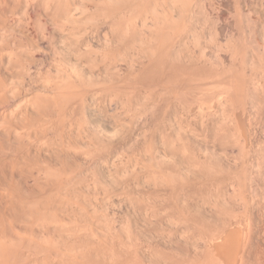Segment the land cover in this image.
Returning a JSON list of instances; mask_svg holds the SVG:
<instances>
[{"label": "bare ground", "instance_id": "6f19581e", "mask_svg": "<svg viewBox=\"0 0 264 264\" xmlns=\"http://www.w3.org/2000/svg\"><path fill=\"white\" fill-rule=\"evenodd\" d=\"M84 1H86L85 3H87V4L90 3V2L88 3L87 0H84ZM84 1L80 0V3L82 2L84 4ZM93 1H95V0H93ZM93 1H91V2H93ZM101 1L102 2H100V3H99V1H96L97 3H92L93 7L96 6V9L95 8L93 9V11L95 10V12L91 13V15L92 14L93 15L92 16L90 15V17L93 19L94 23L95 22H99V23L103 22V24L101 23L100 26H98L99 24L97 25L99 29L102 25H103V27H105L104 23L108 24L110 27V28L109 27L108 28L111 29L108 31H111L110 34H112V35H111V37L107 36L108 38H105V40L102 41L104 38L103 36L108 35V31L103 29V30H105L104 34L107 32L105 35L102 36L101 32H99V31H98L99 33L97 32L99 34L98 36L100 37V35H101V37H103V38L100 39L98 37L100 40L94 41L95 39L93 40V37L91 36L92 40L89 38H86V40H87V43H86L85 37L87 36V34H89V36H90L92 31L96 33L97 29L95 31L93 29L97 28V27H95L97 23H95L94 26H92L94 28L91 29L92 31L90 32L88 29V28H90L89 24L86 25L88 22L86 23L85 20L89 19L87 21H90L89 23H91L90 24V26H91L93 24L91 21L92 19L89 18V16H87L88 18L86 17L85 20L82 19V15L85 13V11L83 13V11H82L83 7L80 8L81 6L78 7L76 5L78 3L75 2L73 4L72 2H74V0L73 1H71V0H48V1H45V0L44 1H41V0H0V28L2 27V25H4L5 30H6L5 31L4 29H2L6 32V35H4V34L2 35L0 33L1 34L0 35V42L2 44H4V45L0 44V108L2 106L4 107V109L2 107V110L4 112H2V113L0 112V264H183L184 263L181 261V259H178L177 257H176V261L172 258L174 260V261L172 260L173 263L171 262V258H170L169 263H168V261L166 262V260H167V259L165 260L166 257L163 258L164 256H162V255H161V257L159 256L161 250H164V249H166L167 252H168V250L170 252H173V253L176 252L179 255H181L182 257H183V255L184 256L186 255L187 257L186 256L185 257L188 259H185L184 257L183 258L185 260H187V263L190 261V264H248L247 261H249V260H247V257H248V255H250L248 253H250V251H252L251 248L253 246L256 247V245H254V244L259 245L257 247H262L261 245H264V244H262V243H264V241H263L264 239L261 240V238H259L262 235L261 234L262 230H264L263 229L264 228V205L256 207L257 203L255 205L254 204L255 202H254V203H252L253 207L250 206V203L253 200L256 201L255 199H258V196H260V195L257 194L258 192L256 194L253 193L252 194L253 199L251 201L249 200L250 203H249L248 199L251 197V195L249 198H247V195H246L245 196L246 198H245L244 195L241 196L239 194L240 192L238 193L236 191V189L233 191V193H225L226 195L225 194L223 195L224 196L223 201H221V198H222V197H220L221 193H220L219 197L217 196V198H214V199L208 198L209 200L206 197H208L212 193L207 195V196L205 195L206 196L205 198L207 200H204V197L201 194L199 196V191L201 190V188L203 189V184H205V181H206L203 179H205V178L211 179V177L213 178V176L218 174V172H220V171L224 175V173L231 172L232 169L235 167L238 170L239 166H238V168L236 166V164H238V160H237V163H235L236 161L235 162L233 161L234 163H231V162H229L230 160L229 161L227 160L228 157L222 156L223 160L217 161L219 164L214 162L215 163L214 166L216 164H218L216 166H220V163H221L222 165L220 167L214 168L213 165H211L212 167H207L210 165L211 161L209 162L208 157H203V155L201 156L200 154H197V152L199 150L195 149V150H197V152L195 151L196 153L194 151H193V153H189V152H192L191 149L193 150V148H190L191 146L189 145L190 147H188V148L190 150H189V152H187L188 148H186V147L188 145L186 146V144L191 143V142L195 144V141L193 142V139H195L196 136L194 137V136H192V134L193 135H196V134L194 131H193L194 133L191 132L192 131V129L190 128L191 125L189 126V128L191 130L188 128L190 131L185 129L183 124H181V126H177L180 128H178V131L176 133H174L175 130L173 132L174 134L170 133L172 135H169L170 137L167 138L168 142L166 139H165V141H163L164 144L170 143L169 146L173 147V145H174L173 148H174L175 152L172 149V147H167L168 149H171L173 152H170L171 150L168 151L167 149H165L164 152L161 151V152H163V155H160L159 154L160 151H157L156 154L158 153L157 154L158 156H155L156 159L154 158L153 155H150L155 160V162H153V158L151 159L152 163H154V164H152V166L150 164L149 156L146 155L147 154L146 153L145 154L146 156H144V157H147L149 161L146 160V158L143 159L142 158L143 156H141V158H140L141 161L144 160L142 162L140 161L142 164L140 163L141 164L140 165L139 161H138L137 164H139V166H136L138 168H136L134 166L135 169H133V170H130L131 168L129 169V171L126 169L127 173H126V175H123L124 179H118V182L119 181L121 182L122 180L124 181V183L122 182L123 183V185H121L122 187L119 186L120 187L119 189H121V188L125 189L124 194L127 193V196H129L128 198H130V199L125 198V201H124V202H127V204H130L129 209L126 208L128 205L124 204V205H127V206H125V210L127 209V213H128V210L133 208L132 206L137 207V209L133 208L134 211L130 210L131 212L132 211L135 212V210H137V212H135V213H137L136 215H139L138 213L140 212L142 207L144 208V209L142 208L143 212H146L151 208L150 210L152 212L150 211L149 215H147L148 214L147 212H146L147 214L145 213V215H144V213L141 211L140 215H141V217L143 216L142 219H139V221H137V219H136L137 223L135 221V225L137 226L138 222L140 223V220H142L141 223L143 221H147L146 218H145L146 220H143L144 216L146 217V215H147L148 220L150 219L149 220V222H150L149 226L151 227V229L149 228V230H151L150 231L151 235L150 234L149 235L151 237L150 238L151 241L150 240L149 241L151 244V248L150 247H149L150 249L148 247L145 248V249H149V251H150L149 253L147 252L148 255H146V253L142 254L143 251L140 249L141 248L140 245H142L143 243L141 242V239L139 242L140 237H139L138 233H136L134 231L136 229V227L133 226L135 228L133 230L131 224L128 222L130 220L127 219L128 220L127 221L125 218H123L124 224H123V222L121 224H119L120 223V222L118 223L119 218L112 216V219H111V216L109 217L112 221H115L116 218L118 219L114 224L118 223L120 226L123 225L122 228L120 226H118V229H120V228L123 229L122 232H121V229H120V231L118 229L116 230L117 224H116V228L114 227L115 228V231H114L113 226H112L113 222L111 225L105 224L106 221L111 223V221H109L110 219L108 218V216L110 214L115 215L113 213L114 211L111 212L112 210L111 211L107 210L108 208L105 204L106 202L104 203V200H105V198L107 200V196L109 193L107 194L106 191H103L104 193H106V196L104 195L105 196L104 197L103 196L104 193H103L102 195H100L103 198L99 197L97 195L98 193L96 192V190L99 188L98 186L101 185V184L98 185L99 183L96 184V187L92 184L96 189L95 191L91 190L92 189L91 186H89V187L87 186L88 188H86V185L90 181L89 176L91 177V173H93L92 176L94 177V179H93L92 183H94V184H95V182H97V180L94 182V180L97 178H98V182L104 181V180L100 181L102 179V178L100 179L101 175L96 174L95 173L96 170H94L95 168H93V171L90 173V175H87V177H84L81 171L78 172V169L82 168V170L84 171L83 165H82L83 163L81 161H84L83 159H85V157H88L87 154H83L84 153L83 149L89 148L92 151V149L94 148L91 146L92 143L88 147L84 143V142H86V140H88L86 137V140L84 141V137L88 136L86 134L88 132H90V131H88L89 123L91 122V124H92V122H94L95 120L99 121L98 118H100V117L98 114H100V115L103 114L102 115L103 118L106 117L109 120V117H107L108 116L107 114H109L110 110H112L111 109L112 105L115 104L117 101L119 102L121 99H124L126 96H128L127 98H125L128 100L127 101L128 103L126 102V100H124L125 102H123V104L121 103L122 104V105H120L121 107L119 106L118 102L116 103V105H113V106H117V104H118L117 107H120L119 110H122V112L124 111V113H121L118 110V108H116L117 111H119L121 115L124 114L123 116H121L116 111V113L119 114V117L121 116V119L124 117H126V119L129 118L132 120V123H133V121H135V119L137 118L136 116L139 113V110L137 113L138 108H135V104H136L135 101L137 100L136 97L139 94L142 95V92L143 93L145 92L146 94H148V95H146V94L145 95L147 97L146 99H148V98L150 99V102H148L146 100L147 101L146 104H148L147 106H149V105L151 106V108L153 109V111L156 115V118L158 117V119L161 117L159 115H161L162 112L166 111V110L162 111L163 109H167V107L166 108H164V107L167 106L168 103L170 104V102H173V101L174 102L176 101L175 103H178L177 105L180 106L179 108H180V110L183 111V113H184V110L188 111L185 108L191 105L192 102L190 100H192V99L191 98L189 99L188 97H185V96L191 94L192 92L193 93L191 95H189V97L192 96V98H193L192 101L195 100V101L199 102V100H203L205 98L208 99L210 97L209 98V105H210V100L213 101L217 98L219 100L216 99L215 101H218L219 104H216V107H218V106H220V108L223 107V111L227 115H228V112H226V111H229V113H230L229 114L230 117L226 116V118H229V120L226 119L224 116L225 120L226 121L228 120L227 123L229 124V125L226 124V121H224L225 122L224 124H226V127H227V125L229 128L232 127V129L226 128V129L231 130V131H227V132L231 133L234 131H239L240 129L239 130L233 129V127L236 126V122L239 121V120L236 121V119L240 118L237 112H239V110H241L242 107L245 108V106H246V108H247L248 105H249V109H250V106H251V108H253V107L255 108L257 105L259 106L258 103H257V105H256V103L254 104V102L251 99H254V96L259 95V93H261V92L264 93V66H261L264 63V60H263L264 55H262V53H261V55L263 56L262 57L260 54H256V53L252 54L251 53V51H253V50H251V48H252L251 46H252L253 42L258 43V41H259L257 39L258 37H256L257 32H259L260 29L264 30V26L262 25L264 23V21L262 23V20H263L262 18H264V16L262 18L259 16V18L261 20L260 19L259 20L256 19L255 21L253 20V17L251 14L253 13L254 10L253 11L250 10V9H252L250 6V2L252 0H250V1L249 0H237L236 6H235L236 8H233L234 10H232L233 6L231 5L232 7L229 8V11H230V9L232 11L237 10L238 15H239V16L238 15L237 16L240 18V19H238V20H240V22H238L236 20L235 21H236V23L238 22L240 24L239 26H241V28H240L235 24L236 28H234L235 27L234 26L233 30L237 29V27H238L241 29L242 32L240 34L239 33L240 31H237V34H238V36L240 35V37H237L234 34L232 35V33H231L232 36L227 35L228 38L225 39L226 42L223 43L225 45L223 46L220 44L219 46L225 47V49H223V51L227 52V55H229V56H227V59L225 58V60H223L224 56H223V58L220 56L222 58V59L220 58L222 61L219 60V63H217L218 58H217V60L216 59L214 60L215 54H212V53H215V52H213L214 50H211L212 48L210 49L212 51V53H210V55L212 54L211 57H213V59L212 58L211 59L213 61L210 60L209 57L207 59H205L206 58L205 55L209 54V52L205 53V51H204L205 55L204 54H203V56L199 55L200 57L197 56L198 54L202 53V52H200L201 49H199V48L202 46L203 41H205L203 39L204 34H202V30L204 27L202 26L201 27L202 30L201 31L199 30L200 29L199 27L201 25L198 26L199 21H200V20H198L199 19L198 15H201L202 14L201 10L204 9L203 11L205 13L203 12V14L204 15L207 14V16H209L211 18V19L210 18L208 19L205 17V19H208V21L210 20V22L212 19L214 21V22L212 21L213 25H215V27L213 29H216L217 31H222L221 28H222L224 22L221 25L222 22L220 23V20H221L222 16L224 15V12L222 10L225 8H223V9H222V7L220 8V5L227 4V5H229L228 7H230V4L232 3L233 0H208L209 2H207L205 4L204 8H201V9L196 8L197 10L200 9L199 11H195L196 9H194L195 8L194 2L197 0H195V1L193 0L192 3L190 0H189L190 2L188 0H186L185 3H184V0H101ZM187 1L193 5L189 4ZM255 1L256 0H254V3H255ZM39 2L42 3L43 4L42 6H44V7L46 4L45 2H48L46 4L47 8L45 7V9H46L45 11L43 10L44 7L42 9L41 8L42 6L40 4V6H41L40 8L44 11V13H42V12H40V13L44 14L45 16H42V17L47 19V20H44V23H43V18H41V15L39 17V10H40ZM204 2H202V5L204 4ZM3 3H5V5ZM183 3L185 4V6H186V3H188L187 6H190L189 8L186 6L188 8V12L190 11L189 13H191L189 15L187 12L188 16H186V17H188V19L185 16H182V15H184L183 12L187 11L185 9L186 7H184ZM96 4H99V5L97 6ZM200 4H201V0H200L199 5ZM259 4H260V2H259ZM253 5H256V4H253ZM86 6L87 5H85V7ZM262 6H263V4H262ZM21 7H22V10L25 9L24 12L20 9ZM89 7H87V10H86V8L84 9V10H86V14H87ZM18 8H19V10H18L19 12L22 11L24 14H27V15L25 16L23 14L24 15L23 16V15H21L22 13L20 12L21 14L20 13L19 14L21 16L18 14L19 15L18 17H20V18L22 16L23 17H22V19L18 18V20H17L16 19V17H17L16 11ZM254 8H255V6H254ZM90 10H92V7L89 9V11ZM30 11L35 14V16L37 18L36 20H34L35 18L32 16V13H30ZM251 11H252V13H251ZM255 11L257 12L259 10H255ZM196 12H197L196 17H198V19L195 17ZM198 12L200 14H198ZM29 13L31 15H29ZM88 14H89V12H88ZM140 14L143 15L141 18L142 20L145 17L147 18V16H145V15H151L150 19L148 16V19L151 21L149 22L150 25L146 28V30L144 28L143 33H140L141 35H138V32L142 31L141 30L143 28L142 26L145 24L144 21H149V20H146V18H145V20L143 21L144 24L141 25V29L137 30L136 27H139L140 24L138 26H136L137 24L135 25V22H136V19L138 18V16ZM231 14H232V12H231ZM249 14L251 15L250 18H249ZM185 15H186V13H185ZM255 15H256V13H255ZM230 16H232V15H230ZM237 16L235 15L234 18L236 17V19H237ZM261 16H262V13H261ZM183 17L186 18L187 20L183 19ZM189 17H190V19H189ZM228 17L229 16H227V18ZM40 18L42 19V22L40 21ZM255 18H256V16H255ZM138 19H140V17ZM196 19H197L198 23L196 22ZM142 20H140V21L142 22ZM224 20L225 19H223V21ZM83 21L86 24H84L82 26H84V27L86 26L85 28L88 29L87 31H89L90 33L87 32L86 30L82 31L83 27L81 26V24L83 23ZM203 21H206V20H203ZM39 22H41V25ZM212 22H211V24H212ZM60 23H62L61 25H63V23H64L66 27L68 25L70 26V24H71V26H73L72 29L77 31L79 34L75 31L72 32V29L70 32H68V30L66 28L59 29L58 25ZM66 23H69V24L66 25ZM149 23H146V24H149ZM203 23H205V22H203ZM200 24H201V22H200ZM250 24H253V26ZM32 25L37 26L36 28H38V26H42V25H43L42 27H44V25L46 27L47 26L48 27L49 26H57L56 27L57 29L62 30V31L64 30L63 33H62V31H60L61 34L65 35L67 32L70 33L69 35H68V33L66 34L67 37L71 35V32L74 36H76V34H77L76 37H78V38L75 37V38H73V40L71 39L72 35L70 36L71 38L68 37L70 39V41H73V42L74 41L76 42V39L78 40L80 34H82L81 35L82 37L80 39H82L84 37L83 39L85 41L83 40L84 42L81 44L82 45L84 43L85 44H84V46H82V47L80 46V47L83 49V51L85 50V53H83L82 49H80L81 51L77 50V51H79V52H77L75 50V48H73L74 47L73 42H70L69 46H68V43H67V45H65L64 43L69 39H67L66 41L62 40V39L67 38V37L64 38L63 35H62L63 38L60 35L61 36L60 38H62V39H60L61 41L59 40L60 41L59 42L56 39V37L58 36V33L56 34L57 36L55 38H54V35H52V33H49L50 31L48 29L50 27L48 29L44 28L43 30H41L40 28H42V27H40V28H38L39 29V31H38L39 33H38L36 31L37 29L35 28L36 29L35 30L32 27ZM204 26H206V25H204ZM224 26H226V25H224ZM4 27H2V28H4ZM145 27H146V25H145ZM53 28H55V27H53ZM61 28H62V26H61ZM225 28H227V27H225ZM45 29L48 30L49 35L51 34L53 36L52 39L53 38L56 39L55 41L53 39L52 42H49L51 35L49 38L48 37L49 35L48 36L46 35L47 32L44 31ZM76 29H78L80 32ZM2 30H1V32H2ZM52 30H51V32H53ZM54 30H56V29H54ZM65 30H67V32H65ZM216 30H214V31H216ZM237 30H239V29H237ZM262 30L260 32H263ZM205 31H206V29H205ZM211 31H212V28H211ZM56 32H58V30L55 31L54 33H56ZM64 32H65V34H64ZM81 32H84V34ZM136 32H137V34H136ZM25 33H27L26 34L27 36H28V34H30L32 38H30L29 37L30 35H29L28 36L29 40L27 39L24 42L23 40L26 39V38H24V36L27 37L25 35ZM95 33H94V35H95ZM205 33L209 34V32L208 33L205 32ZM216 33H219V32H216ZM233 33L236 34L235 31H233ZM37 34H39V35H37ZM210 34H212V33L210 32ZM213 34H214V37L216 38L217 36L215 35L214 32H213ZM260 34H262V33H260ZM96 35H95V37H96ZM137 36H138V38H139V36H142L139 38V39H141V41L139 39H137L140 41V43L142 42V44H139V42H137V40H136ZM33 38H36L35 41L37 40L39 42V45H38V42L36 43L35 41H33L34 40ZM57 38L59 39V36ZM210 38H209V40H210ZM261 38H263V36ZM30 39H33V40H30ZM259 39H260V37H259ZM212 40H213V38H212ZM212 40H211V42H212ZM26 41L28 43L27 45H29V41L35 42L38 45L39 49L40 48L46 49V46L50 47L53 45L51 43H53V42L55 43L56 41H58L55 44L56 50L59 48L58 43H63L65 46H68L67 49L70 48V50H72L71 48H73V50H75L74 52L70 51V54L74 53V55L72 54L73 56H75V57L77 56V54H75V52H77L78 55H80L81 52L83 53L82 55H84V56H82V57H84V58L77 56L76 58H78V60H80L81 58L84 60L85 59L87 60L88 58L89 59L96 58V59H93L94 60L93 63H90L89 62L90 60L89 61L87 60L89 62V64L86 62L88 64L86 66L84 63H83V65H82V63H79V61L77 59H75V57H73L75 62L78 61L79 65L77 64V66H74L71 68V64H69L70 66H68L67 65L68 63L66 61L67 60L69 61L72 58V55H70L71 58L69 57L68 59L67 58L63 59V57L64 58L67 57L69 55V53H68V55L65 56V55H63L64 53L61 54L59 51H57L58 52V54H57L55 52L56 50L54 51L56 56L59 55V53L61 54L60 55L61 57L63 56L62 58L60 56L59 57L63 61L66 60L65 62L67 64H65L64 62H62L61 59H60L61 60L60 61L59 59L55 58L56 56L54 55V52L52 51L53 46H54L53 45L51 47L52 50L51 51L49 50L50 53L48 52V50H47V52L49 53V55H51V53L53 52L52 57L55 56L53 58H55V59L59 60V62L65 64L66 67H65V65L60 64L56 60V61H54L55 62L54 66L48 65L49 67H52V68L46 67L48 72H49V69L51 70L49 72L50 74L46 71V68H45V72H47V73H46V75H44V72L41 71L42 69H40L41 67L38 64L39 65V68H38L39 72H36L37 70H35V68H34V70L36 73H39L38 74L39 76L35 73L36 77L38 76L37 79H39V81H38L39 87H38V85L35 84V86L38 88L37 90H35L36 92L31 91L32 89L30 90L31 92H29V91H26L29 89H27V88L25 89V87L21 88L22 86L20 87L19 84L20 85L22 84L21 80H23V81L25 80L24 81L25 83L24 82L23 83L25 84L24 86H26V83L28 84V81L31 80V76L34 75V73H33L34 70L32 69L34 66L31 65L33 62L30 64L32 67L29 66V68L31 70L27 69L26 65H28L27 64L28 57L30 56L29 57L30 60H28L30 62L31 61L37 62V61L32 60V58H31V57H33L32 55L35 54L34 52L32 53L30 51L32 53V55H29V56L26 55L27 58L24 56L25 55L24 52L26 50L28 51V49H29L27 45L25 46L28 48L26 50L23 46L24 43L26 44ZM207 41L205 42V46L209 47V45H208L209 43H207ZM214 41H216V40H214ZM248 41H249V43H247ZM126 42L128 44L137 43V45L138 44L140 45L141 49L144 48L141 52H139V50H136L137 48L135 49V46L133 44L134 50L138 51V53H140L138 55L139 57H137V54H136V57L139 58L138 59L139 62L137 63V65H134L132 63L131 66H129V67L126 66L127 69L125 68V70H127V72H128L127 75L124 71L122 72V70H124V69H122V66H120L122 70L119 69V63H118L120 61L119 59H118L119 61L117 62V58L124 57L123 55L122 56L120 55V54H123L125 52V51L123 52V49H125V50H126V48L128 49L129 45L126 46V48L125 47L123 48V46H125ZM183 43H184V45H185L184 47H186V49H189V48L191 49L192 46L197 48L196 50H197L198 54L197 55L193 54L194 53L193 50H195V48H194L193 50L192 49L188 50V52L189 51L193 52V53L191 52L192 55L190 52L188 55L187 51H186L187 54L183 55L181 53L182 50L185 49V48L181 47ZM194 43H196L197 45H201V46L198 48V47H196L197 45L195 46ZM246 43L248 45L250 44L251 48ZM32 44H34V43H32ZM36 44H35V46H37ZM131 44H130V47H131V49H133ZM64 45H62V47H64ZM71 45L73 47H70ZM142 45L144 47H142ZM189 45H192V46L188 47ZM261 45H263V44H261ZM30 46H32V45L30 44ZM121 46H122V48H121ZM205 46H202V48L204 47L203 50L204 49L206 50ZM213 46H215V45H212V47ZM217 46H215V47L217 48ZM258 46L259 45H257L256 47H258ZM260 47H262V46H260ZM260 47L256 48L257 52L258 51L261 52L259 49H262V48H260ZM32 48H33V46H32ZM60 48H61V46H60ZM64 48H65V51H68V50H66V47H64ZM181 48H183V49L181 50ZM77 49H79V48L77 47ZM256 49H255V51H256ZM31 50L34 51L35 48H33ZM42 50H44V49H41L39 51H42ZM134 50H132V52H134ZM207 50H208V48H207ZM249 50H250V52H249ZM60 51L64 52V49L60 50ZM179 51H180V53H179ZM47 52L45 51L46 54H47ZM94 52L96 54L95 55L96 57H93L94 55L91 54ZM126 52H128V51L126 50ZM129 52L132 53L131 50H129ZM27 54H30V53H27ZM37 54H38V52L36 53V55ZM65 54H67V53L65 52ZM39 55L42 56V54H40V52H39ZM49 55L47 54L48 57H50ZM127 55H128V53H127ZM218 55H219V53H218ZM207 56H209V55H207ZM217 56H215V58ZM34 57H35V55H34ZM47 58H45V59H47ZM73 58L70 60L71 62L69 61V63H72V66H73V61H72ZM133 58H134V60H137V59H135L134 56H133ZM33 59H35V58H33ZM50 59H51V57H50ZM130 59H131V56H130ZM84 60H83V62H84ZM126 60L128 62V59H126ZM134 60H132V61L129 60V64H130V62H134ZM39 61H40V57H39ZM46 61L48 62V59ZM123 61L125 62V59ZM214 61H216V62H214ZM127 62L124 63L123 65H127ZM48 63L53 64L51 60ZM75 64L76 63H74V65ZM92 64H94V65H92ZM120 65H122V63H120ZM67 66L70 68H67ZM42 68L44 69V67H42ZM107 69L110 70V71H108V73L106 71ZM30 71H32V72H30ZM109 72L110 73L112 72V73L110 74ZM31 73H33V75ZM124 73H125V75H124ZM48 74L50 76H47ZM14 75H18V77H20L18 79H20L19 81H21V82L16 81L15 79L17 76L14 78ZM36 77H35V75L33 76V78H35V79H36ZM26 78H28V81L26 80ZM35 79H33L34 82H35ZM14 81L16 82V84L19 83L18 88H21L22 89V90L20 89L21 91L25 90V92H19L20 90L16 91L17 87L15 88L16 84ZM86 81L94 82L96 84V85L94 84L95 88L91 89L90 85L87 86ZM89 82H88V84H91ZM97 83L99 86L97 85ZM108 83H110L112 85V87H109L111 85L105 86ZM117 83L119 85L123 84V83L125 84V86H122V87H124V88H122L123 90H121V85H120V88L118 87ZM28 85L31 87L30 84H28ZM28 85H27V87H28ZM94 85H91V86H94ZM114 85H117L118 90H120L119 92H117L118 91L117 87H115ZM97 86L99 88H97ZM111 88H114V89L111 91ZM259 88L260 89L262 88L263 90L261 89L262 91L260 90L258 93L257 90ZM14 89H15V91H14ZM114 90L115 91L117 90L116 93ZM155 90L159 93L161 92V94L156 93V95H155L154 94L156 92ZM13 91L15 92L14 94H13ZM37 91H38V93H37ZM197 91H198V93H197ZM16 92L17 93L19 92L20 95H19V93L17 94ZM120 92L121 93L124 92V95L126 94L125 97L123 96L124 98L120 95ZM118 93H119L121 98L115 102L114 100H116L119 97V96H117ZM263 93L260 95L264 96ZM112 94L115 95V98L116 97L117 98L114 99L112 97V99H114V100H112V99L110 100V96ZM144 96H142V98ZM187 98L189 99V101L191 103L188 101L190 104H187V106H186L185 103L187 102ZM261 98L263 100V97H261ZM109 100L113 101L115 103L112 102L113 103L112 104ZM259 100L257 102H259ZM138 101H139V98H138ZM206 101L203 102V104L206 103V104H204L205 106L208 104V101L207 102ZM237 101H239V102L241 101V103L243 102L246 105L243 106V104H241V103H240L241 106L237 105L238 104ZM120 102H122V101H120ZM262 102L264 103V101H262ZM262 102H259V103L262 104ZM146 104H145V106L144 105L143 106L146 107ZM196 104H198V103H196ZM200 104H201V102H199V105ZM211 104L213 106V103H211ZM16 105H18V107H16ZM123 105H125L124 106L125 109L122 108ZM126 106H128V108ZM236 106H240L241 108L238 109L239 107L237 108ZM136 107H139V106H136ZM209 107H211V106H208L207 108H209ZM225 107H226V110L224 109ZM263 107H264V105H263ZM112 108L114 109L115 107H112ZM146 108H148V107H146ZM179 108H177V109H179ZM189 108H191V107H188L187 109H189ZM214 108H215V106L212 108H209V109L211 110ZM244 108H243V110H244ZM254 108H253V110H254ZM135 109H136V111H135ZM143 109L145 110V108H143ZM152 109L149 108V111ZM174 109H175V107H174ZM191 109L193 110V108H191ZM198 109L196 108V110H194V111L197 112ZM216 109H218V108H216ZM216 109H215V111H216ZM133 110L135 111V113ZM170 110L171 109L169 107V111ZM208 110H206V111H208ZM256 110H257V107H256ZM261 110H262V108H261ZM141 111H143V110H140V112ZM169 111L165 112L166 115H167V113L169 114ZM246 111H247V109H246ZM180 112L181 111H179V113ZM190 112L191 111H189V113ZM259 112H260V110L257 113L260 114ZM116 113L112 112L111 114H116ZM146 113L151 114L150 112H146ZM146 113H145V115L150 117V115H148ZM154 113L152 112L151 116L152 115L154 116ZM173 113H174V111H173ZM175 113H176V111H175ZM210 113H209L210 116L213 115L212 111ZM253 113H251V114H253ZM261 113L264 114V112H262V111H261ZM164 114L162 115L163 117L166 116ZM170 114H172V113H170ZM184 114H186V113H184ZM184 114H183V116H184ZM193 114H194V112H193ZM214 114H215V112H214ZM200 115H202V113H200ZM260 115H262V114H260ZM260 115H258V116L260 117ZM153 116L150 117V119L154 118ZM204 116H207V115H204ZM247 116H249V115L247 114ZM114 117H113V120L114 119H116V120H114V121L111 120L114 123L108 121L107 119H105V120H107V121H105V120H103V118H101L100 121L101 120L104 121V122H102V121L100 122V123H103V127H101L102 124H101V126H98L100 124L99 123L96 125L98 127L94 128L93 126L95 125V123H98L96 121H95L93 126H91V124H90V127H92V130L94 132H97V130L101 129L100 130L101 132L99 131L101 133L100 136H101L103 142H105V144L109 143L112 139L113 140L111 142H114L117 139L116 138L114 140V137L117 136L118 134L122 136V134L124 132H126L125 131L126 128L123 129V126L124 127L129 126L128 129L134 128L132 126L130 128L131 120H129L130 122L127 123L130 125H124L126 122H128V121H126V122H124L123 126H120V125H122L121 123H123V122L120 123V120L117 119L119 117H116V118H114ZM176 117L177 116L175 115V118ZM213 117H215V116H213ZM166 118L168 119V116ZM179 118L180 117H178V119ZM249 118H252V117L250 116ZM253 118H254V116H253ZM260 118H259V120H260ZM126 119L124 118L122 121H125ZM194 119H195V117H194ZM255 119H256V117H255ZM91 120H93V121H91ZM212 120L213 119H209V121L212 122V124L209 123V121H208V126H209V124L212 126L213 123L215 121H217L216 119L214 120V122ZM115 121L116 122L118 121V122L115 123ZM148 121H146L147 122L146 124H148ZM157 121H156V124H157ZM189 121H190V118H189ZM229 121H230V123H229ZM252 121L253 120H251V122ZM106 122H108V124ZM140 122L142 123L141 124V126H142L144 121H140ZM159 122H161V120H159ZM163 122H166V120ZM172 122H173V120H172ZM253 122H256V121H253ZM257 122H258V120H257ZM105 123L107 124V126L109 125L108 128L105 126L106 125ZM118 123H120V125ZM179 123H181V122H179ZM113 124H115L116 126H113ZM187 124H188V122H187ZM214 124H216V123H214ZM220 124L221 123H219V125ZM150 125H152V124H150ZM150 125H149V128H150ZM205 125H207V123ZM249 125L253 126V123L249 124ZM254 125H255V123H254ZM195 126H196V124H195ZM214 126H216V125H214ZM261 126H262V124H261ZM263 126H262V129H263ZM114 127H116V128H114ZM158 127H155V130ZM161 127H163V126H161ZM210 127H208V128L210 129ZM222 127L224 130L225 126L223 125ZM236 127H238V126H236ZM257 127L258 126H256V128ZM206 128H205V130H206ZM212 128H211V130L216 129V128H214V129H212ZM217 128H219V127L217 126ZM253 128H255V127H253ZM163 129H162V132H163ZM200 129H201V126H200ZM147 130L148 129H146V132H148ZM197 130H198V128H197ZM258 130H260V129H258ZM134 131H133V133H134ZM139 131H140V129H139ZM141 131L143 132V130H141ZM165 131H164V133H165ZM167 131H168V129H167ZM220 131H222V130H220ZM92 132H91V134L93 135L94 133H92ZM127 132H128V134H130V132L132 133V131H127ZM142 132H141V135H143V136H140V134H139L138 140L143 139L145 131L143 132V134H142ZM240 132H238V133H240ZM152 133H153V130H152ZM164 133H160V134H164ZM208 133H210V132H208ZM212 133H213V131L211 132V134ZM97 134H99V133L97 132L96 136H97ZM206 134H207V131H206ZM240 134H242V133H240ZM245 134L247 135L249 133H245ZM92 135H91V137H92ZM124 135H125V133H124ZM148 135H146V137ZM219 135L217 134V140H219V141H221V138L225 139V141H226L227 137H230L229 136L230 134H226V133H225V135H228V136H226V137L223 136L224 138L222 136L219 137ZM235 135H239V134L236 133ZM261 135L262 134H260V136ZM96 136L93 138H96ZM126 136H131V134L126 135ZM132 136H134V135H132ZM166 136H168V134ZM123 137H119V139L120 138L125 139V136H123ZM158 137H159V135H158ZM208 137H210V136H208ZM231 137H233V135ZM236 137L238 140L239 139L238 136H236ZM241 137H243V135ZM241 137H240V139H241ZM93 138H92V140L90 139L91 140L90 142H93ZM101 138H97L96 140L95 139L94 140L97 141L98 139H101ZM153 138H155V137L153 136ZM199 138H201V137H199ZM211 138H212V136H211ZM249 138H251V137L249 136ZM128 139H129V137H128ZM147 139H149V138L147 137L145 139V143L141 142V143H143V146H144L143 149L144 150L146 147L145 152H147V149H149V147L152 146L150 144L153 141L154 142L152 144L156 143L155 142L156 138H155V140L150 142V144L148 146L149 141ZM207 139H210V138H207ZM102 140L97 141L96 144L98 142H101ZM151 140H152V138H151ZM163 140H164V138H163ZM217 140H216V143H217ZM255 140H257V139H255ZM106 141H107V143H106ZM127 141H129V140H127ZM204 141H207V140H204ZM212 141H211V143H214V141L213 142ZM242 141H244V140H242ZM103 142H101L99 145H101ZM132 142L134 144V141H132ZM231 142L234 145L233 141H231ZM249 142H250V140H249ZM81 143H84L86 147L83 146L84 144L82 145L84 148L81 147ZM158 143H160V142L158 141ZM250 143H252V141ZM105 144H103V145H105ZM111 144H113V143H110V147H111ZM131 144L132 143H130V146H131ZM224 144H227V143L225 142ZM244 144L245 143L243 142V145ZM247 144H248V148H249V143H247ZM94 145H95V143L93 142V146ZM99 145H96L97 147L95 148V150H93L95 153V156L98 154L99 151L102 150V153L103 152L104 153L102 154L99 152V154H98L99 158H100V154H102L104 160L106 159V161H108L107 158H109V156L105 157V154H106L105 152H108V150H106V149H109L110 147L104 148V146L102 145L103 148H100L101 146H99ZM136 145H135V147H136ZM160 145H161V143H160ZM90 146L92 147V149L90 148ZM98 146H99V150H98ZM106 146H108V145H106ZM130 146H129V148H130ZM154 146H156V145H154ZM175 146H176L177 150H181L183 148L182 150H184V151L181 150V152L180 151L176 152ZM250 146H252V144ZM222 147H224V145ZM235 147H236V145H235ZM239 147L241 150L242 147L241 146H239ZM261 147H262V145H261ZM112 148H113V145H112L111 149ZM163 148H164V146H163ZM194 148H196V147H194ZM207 148H209V147L207 146ZM212 148H210L211 151H212ZM229 148H230V146H229ZM89 149H85L86 150L85 153H87V150L89 152ZM96 149H97V152H95ZM111 149H109V152H108L110 154L113 152ZM126 149L128 150V148H126ZM198 149H199V147H198ZM216 149H217V147H216ZM216 149H214V151H216ZM249 149L251 151V149H253V148L250 147ZM125 150H124V152H125ZM149 150H151V149H149ZM208 150H206V152ZM254 150H255V147H254ZM221 151H223V150H221ZM247 151H249V150H246V152ZM253 151H251V153H253ZM124 152H122V153H124ZM149 152L150 151H148V153ZM154 152H155V150H154ZM182 152L183 153L187 152V154L189 153L188 156L190 158L185 159L186 157H184V154L182 155ZM260 152H261V150H260ZM262 152L264 153V150ZM91 153L94 155L93 152H91ZM91 153H90L89 157L92 156ZM120 153L118 151V154L116 153L117 156H114V158L115 157L118 158V155ZM176 153L178 154L177 156H176ZM243 153L245 154V151ZM249 153L250 152H248V154ZM55 154H57V155H55ZM152 154H154V153L152 152ZM179 154H181L180 156L181 157L183 156V157L182 158L179 157ZM190 154H191V156H190ZM208 154L209 153H207L205 155L210 157V155H208ZM217 154H218V152H217ZM228 154H230V152ZM82 155H85V156L81 157ZM102 155H101V158H102ZM192 155H193V157H192ZM214 155H213V158H214ZM55 156L58 158H56ZM239 156H241V155L239 154ZM80 157H81V159H80ZM110 157H112V155ZM120 157H121V154H120ZM178 157L182 160L177 159ZM254 157H256V156L254 155ZM91 158H92L91 160H93V156ZM134 158H135V156H134ZM157 158H158V160H157ZM224 158H226V159H224ZM229 158H232V157H229ZM236 158L238 159V157H236ZM245 158H246V156H245ZM249 158H251V157H249ZM257 158L259 159L260 157H257ZM94 159L96 160V157ZM210 159L212 160V158H210ZM240 159H241V157H240ZM91 160H89V161H91ZM114 160H113V162H114ZM137 160H134V161L137 162ZM216 160H218V159H216ZM101 161H100L101 164L104 163L103 161L102 162ZM132 161H133V159H132ZM93 162H91V163L85 162V163L88 164L87 166L89 168L91 166L93 167L94 165L99 164L98 163L99 161H96L97 162V163L95 162L96 164H93ZM109 162L111 163L112 161H109ZM116 162H115V164L112 163L113 164V165L111 164L112 166H110V164L108 165V163L105 165L102 164V167L104 165V167L102 169L103 173L102 172L100 173V174L105 175V177H107V180L110 181L109 182L110 184H111V182H114L111 184L112 188H117L115 186H118L120 184V182L117 183V181H116L117 180L116 175H118V173L120 175L122 171H123L122 172V174H123L125 172L124 169L127 168V166H125L127 164L123 165L124 161L122 162L121 166L123 165V167L125 166V168H123L121 166H120L121 168H119V166L116 165V164H119L121 161L117 160ZM159 162L163 163L162 165L160 164L161 167L157 166V164H159ZM207 162H209V165H207ZM260 162H261V164L263 163L262 161H260ZM148 163H149V165H148ZM253 163H255V162H253ZM261 164H260V167H261ZM154 165H156L157 168L159 167L160 169L156 168L157 169L156 170L155 169L156 166L153 167ZM98 166H100V165H98ZM243 166H244V163H243ZM243 166H240V167H242V169H243ZM245 166H247V165H245ZM248 166H250V165H248ZM262 166L264 167V165H262ZM96 167H97V165H96ZM100 167H98V169H100ZM129 167H131V166H129ZM247 167L245 170H247ZM257 167H259V166L257 165ZM85 169H86V167H85ZM119 169L121 170L120 172H118ZM216 169H218L220 171H218L216 173V171H217ZM258 169H260V168H258ZM228 170H229V172H228ZM237 170L236 171L233 170V171H235V173L241 172V171L237 172ZM225 171H227V172H225ZM260 171H262V170H260ZM260 171H259V173H260ZM86 172L88 173L90 171H86ZM214 172L216 174H214ZM231 173H233V172H231ZM248 173H245V174L248 175ZM254 173L256 174V171ZM262 173H260L261 176H262ZM260 174H259V176H260ZM97 175H98V177H96ZM218 176H221V174ZM225 176H226V174H225ZM227 176H228V174H227ZM231 176H235V174L231 175ZM31 177H33L34 180ZM82 177H84V178L82 179ZM114 177L116 180L114 179ZM236 177L237 176H235V178ZM243 177H245V176H243ZM253 177H254V174H253ZM117 178H121V175ZM216 178H218V177H216ZM221 178H222V180L225 179V178L223 179V176H221ZM28 179L29 180L32 179L30 181H35V185H33L34 182H32L31 185H33V186H29ZM81 179L85 180V182L82 181ZM90 179L92 180V178H90ZM201 179L204 182H201ZM86 180H87V182H86ZM212 180H215V178H213ZM212 180H210V181L212 182ZM238 180L240 181L239 178H238ZM79 181L80 182L82 181L81 183L84 182L85 186L83 184H81ZM134 181H135V183L137 182V184H134V185L135 186L138 185V187L133 186V188H132L131 186L133 185ZM210 181L207 180L206 182H210ZM115 182H116V185H115ZM131 182H133L132 185H130ZM90 183H91V181H90ZM109 183H108V185L106 183H103V184H106V186L109 187ZM218 183H215V184H218ZM259 183H261V182L259 181ZM103 184L101 185L102 187H100V188L103 189V186H104V190H106L105 188H107V187H105V185H103ZM207 184H209V183H207ZM224 184H225V182H224ZM239 184H241V183H239ZM242 184H243V182H242ZM257 184H258V182H257ZM88 185H90V184H88ZM111 185L109 188H111ZM113 185H115V186H113ZM220 185H222V184H220ZM83 186L85 188H83ZM205 186H207V185H205ZM211 186H213V184ZM211 186H210V188H211ZM237 186H238V184H237ZM237 186H236V188H237ZM261 186H262V184H261ZM216 187H218V186H216ZM216 187H214V189L213 188L212 189L215 190ZM227 187H229V186H227ZM232 187H234V186H232ZM232 187L231 188L229 187V188L232 189ZM244 187H246V190H247V186H244ZM262 187L264 188V186H262ZM89 188H91V189H89ZM100 188L97 191L102 193V191H100L101 190ZM129 188L130 189L139 188L137 190H141L142 192H145V193L143 194V193H140V191H139V194H142V195H140V197L139 196L136 197V195H133V193L137 192V190L135 189L136 190L135 192L134 191L129 192ZM210 188H208V190H210ZM83 189H89V190H91V193H93V194L95 192L97 193V194L95 193L98 196V200H96V203H98V202L100 203V201H99L100 198L104 199V200H101V201H103L102 205L105 204L104 208L108 211V213L111 212L107 216V219H106V217H105V219H103L104 217L101 218V216H102V215H100L101 213L96 211V210H98V208L96 209L95 207H92L94 205H92V206L90 205V207L88 206L89 207L88 210L91 212L94 209H96L93 212L94 213L97 212V213H96V215L95 214H93V215L96 216L97 219L100 218V221H102L104 224L100 225V223H102V222L99 223V219L97 221L99 224H97V222L95 221L96 218L95 217L93 218L92 216H90L93 218V219L91 218L92 220L90 219V217H88L91 221H88L87 219L81 220L82 218H84V216L89 215V212L86 209L87 206L85 203L87 200H90L86 196V195H88V196L90 195V193H89L90 191L87 190V192L89 191L88 192L89 194H85L86 192ZM230 189H228V190L230 191ZM260 189H258V190H260ZM112 190H114V189H112ZM232 190H231V192H232ZM258 190H256V191H258ZM210 191H212V190H210ZM251 191H253V189ZM109 192H110V189H109ZM112 192H115V191H112ZM203 192H205V194L208 193L205 191V189L203 190ZM121 193H123V191ZM217 193H218V190H217ZM243 193H245V190ZM259 193H260V191H259ZM95 194H94L93 198L91 196L92 194L90 195L91 200L94 199V201H95V198H97V196H95ZM249 194H251V193H248V195ZM260 194H261V196H260V198H261L262 193H260ZM121 195H123V194H121ZM239 195H240V197H239ZM81 196L82 197L86 196L88 199L85 200V198H81ZM212 196H213V194H212ZM212 196L211 197L209 196V197L212 198ZM214 196H215V194H214ZM200 198H202V199H200ZM238 198H239V200H241V202H239ZM262 198H264V196ZM80 199H82V200L84 199L83 200L84 204L82 203L83 205L81 204ZM91 200L89 202H91ZM126 200H128V201H126ZM259 200L260 201H258V202L260 204H262L263 201L261 202V199H259ZM121 201H119V202H121ZM96 203H95V206H96ZM80 204H81V206H85V207H81ZM88 204H90V203H87V205ZM107 204L109 207H112L113 209H114V206H116L115 205L116 202H114V201L112 203V204H114V206H112V205L110 206L109 203H107ZM122 204L120 203V205H122ZM253 204L255 205V207ZM68 205L71 206L70 208L73 210H74V208H76V210L85 209V211H87L85 213V212H82V210H78V211L75 210L76 212H78L76 215L74 214L75 216L79 215V213L81 214V212L88 214V215L84 214V216H83V214H82V216L81 215L77 216V218L80 217L79 219L73 218V217H75L73 215V213L70 214L69 213L70 210L69 211L67 210ZM118 205H119V203H118ZM99 206H101V203ZM138 207L140 208V210L138 209ZM99 208H101V207H99ZM102 208L99 209L101 212H103L105 210V209L103 210ZM123 208H122V210H123ZM145 208L146 209L149 208V209L144 211ZM226 208L229 210H227ZM117 209H119V208H116V210ZM66 210L68 211L67 214L73 215V217L72 216L68 217L69 215L65 216L64 211L66 213L67 212ZM73 210L70 212L75 213V211H73ZM91 212H90V214L92 215ZM105 212H104V214L103 213L102 214L107 215V212L106 213ZM133 212H132V214H133ZM135 213L131 216L132 218H134V220H135V216H134ZM150 213H152L151 218L148 217V216H150ZM98 216H100V217H98ZM71 217H72V219H71ZM120 217H122V216H120ZM127 217H129V216H127ZM113 218H115V219L113 220ZM137 218H138V216H137ZM103 220H106V221L104 222ZM199 220H201V221L205 220L204 223L207 221L208 223H211V225H216V228L220 225L221 229L217 228V231L215 229H214L215 230L214 231L212 229V226L210 224H208V226H211L210 229L213 230L212 232L209 231L210 234H208V232H207L208 230L207 231H205V230H206V228H209V227L205 228V225L207 226V224L203 225V223H202L203 221L200 222ZM125 221H126V223H125ZM149 222H147V223L145 222V223L148 224ZM197 222H200V224H202L201 226L203 228L201 230H204L203 232H201L200 229H199L200 232L196 231L197 233H200L201 236H202V233L204 234V238L202 237L203 243L199 242V243H201V246H202L201 251H199V243H197L198 240H197V242L194 241V239L196 238V235H197L194 228L196 225L198 226L197 228L200 227L198 225L199 223L197 224ZM146 224H144V226H147ZM104 225H106V226H104ZM160 226L162 229H163V227L165 228L164 230H166V231H163L164 233L159 232L158 229H160ZM139 227H142V225H140ZM214 227L215 226H213V228ZM162 229H160V231H162ZM191 229H194L195 236L193 235L194 232L192 233ZM145 230H146V228H145ZM218 230H220V231L218 232ZM259 230L261 231V233H259L260 232ZM140 231H139V234L142 235V233ZM187 231H189V232H187ZM119 232L121 234L122 233L123 234L121 235V234H119ZM205 232H207L206 235H205ZM258 233L260 234V236H258ZM144 234H143V236H144ZM200 234H198V235L200 236ZM123 235H124V237H123ZM201 236L200 237L197 236L198 239L199 238L201 239ZM192 238H193V240H192ZM124 240L126 241V244L124 243L125 242ZM145 240H147V239H145ZM191 240L194 242H192ZM199 241H201V240H199ZM127 243H128V245H127ZM195 243L198 244V248H196L197 245ZM122 245H123L124 250L122 248ZM263 248H262V250H261V248H258V249L263 251L264 250ZM197 249L199 252L197 251ZM140 250L142 252H140ZM260 250H259V252L256 251V253L258 255H259V253L263 254V252H260ZM146 251H148V250H146ZM170 252L168 254H170ZM162 254H163V252H162ZM165 254H166V252L164 251V255ZM168 254L165 256H168ZM254 255H256V254L254 253ZM173 257L175 258V256H173ZM252 257H254V256H252ZM261 257H259V259ZM167 258H169V256ZM263 258H264V256H263ZM177 259L181 263L178 262ZM259 259H257V260L259 261ZM254 260H255V258H254ZM262 261H260V262H262ZM185 263H186V261H185ZM259 264H264V261H263V263H259Z\"/></svg>", "mask_w": 264, "mask_h": 264}, {"label": "rangeland", "instance_id": "374dc122", "mask_svg": "<svg viewBox=\"0 0 264 264\" xmlns=\"http://www.w3.org/2000/svg\"><path fill=\"white\" fill-rule=\"evenodd\" d=\"M41 1H44V0H41ZM45 1H48V0H45ZM71 1H73V0H71ZM77 1H78V2H77ZM81 1H84V0H81ZM91 1H93V0H89V1L87 0L88 3L90 2L89 4L85 3L86 1H84V4L87 5L86 7H85V5H84L82 2L80 3V0H76V1L74 0V2H72L73 4H74L75 2L78 3V4H76V5H77L78 7L81 6L80 8L83 7V10H82L83 13H84V11H85V13L82 15V19H83V20H85L87 16H89V18H91V17H90L91 13H94V12H95V10L93 11V9H94V8L96 9V6L93 7V4H92V3H97L96 1H99V3L102 2L101 0H95V1H93V2H91ZM188 1H189V0H188ZM188 1H187V2H188ZM190 1H191V3L193 2V0H190ZM190 1H189V2H190ZM194 1H195V0H194ZM197 1H198V0H197ZM197 1L194 2V4H195V8H194V9H196V8H200V9H201V8H204L205 4H206L207 2H209L208 0H201V4L199 5L200 0H199L198 2H197ZM204 1H205V2H204ZM249 1H250V0H249ZM257 1H258V2H257ZM185 2H186V0H184V3H185ZM189 2H188V3H189ZM202 2H204L203 5H202ZM233 2H234L235 4H234ZM236 2H237V0H233L232 3L230 4V7H228L229 5H227V4H224L225 6H224L223 4L220 5V8H221V7H222V9L225 8V9L222 10V11L224 12V15L222 16V18H221V20H220V23L222 22L221 25H222L223 22H224V24H223V26H222V28H221L222 31H217L216 29H213V28L215 27V25H213V22H214V21H213V19L211 20V22L213 21L212 24H211L210 20L208 21V19H209L210 17L207 16V14H206V15L203 14V12H204L203 10H204V9L201 10L202 14H201V15H198L199 19H198V17H196V16H197V12H196L195 17H196L198 20H200L198 26L201 25V26L199 27L200 29H199V28H198V29L201 31V30H202L201 27H202V26L204 27L203 30H202V34H204L203 39H204L205 41H203L202 46H205V42L208 40L207 43H209V44H208L209 47H206V46H205V47H206V50H205V49L203 50L204 47L202 48L201 45H197L196 43H194L195 46L197 45L196 47H198V48L201 46L199 49H201L200 52H202V53L199 52L200 54H198V52H197V50H196L197 48H195V47L192 46V45H189L188 47H191V46L193 47V48L191 47L192 50L195 48V50H193L194 53H193L192 51H189L190 53L192 52L193 54H196V55L198 54L197 56L200 57L199 55L203 56V54L205 55L206 52H207V53L209 52V54H206V55H205V56H206L205 59H207V58L209 57L210 60L213 59V57H211L212 54H215V55H214V60H215V59L217 60V58H218L217 63H219V60H221V59L223 58V56H224L223 60H225V58L227 59V56H229V55H227V52H224V51H223V49H225V47H222V46H221V47H222V48H221L219 45L221 44V45L224 46L225 44H223V43L226 42L225 39H227L228 36H232V35L234 34L235 36L240 37V35L238 36L237 31H240V32H239L240 34H241V32H242L241 29H240L241 26H239L240 24L238 23V22H240V20H238V19H240V18L238 17V16H239V15H238V12H237L236 9H235L236 11H232V10H234L233 8H236V7H235V6H236ZM259 2H260V4H259ZM45 3L47 4L48 2H45ZM184 3H183V4H184ZM188 3H186V6H187ZM191 3H189V4H191ZM251 3H252V4H251ZM3 4L5 5V3H3ZM40 4H41V6L43 5L42 3L39 2V8L41 7ZM46 4H45V7L47 8ZM79 4H80V5H79ZM91 4H92V5H91ZM197 4H198V5H197ZM233 4H234V5H233ZM253 4H256V5H253ZM262 4H263V6H262ZM4 5H3V6H4ZM82 5H83V6H82ZM94 5H95V4H94ZM96 5L98 6L99 4H96ZM191 5H193V4H191ZM231 5H232L233 7H232ZM258 5H259V6H258ZM89 6H90V7H89ZM122 6H123V5H122ZM186 6H185V4H184V7H186ZM202 6H203V7H202ZM250 6H251V8H252V9H250V10H252V11H253V10H254V11H255V10H259V11H257V12H256V11H255V12L253 11V13H252V11H251V13H252L251 15H252L254 21H255L256 19L259 20V19H260L259 16H260L261 18L264 16V15H263V14H264V13H263V12H264V0H256L255 3H254V0H252V1L250 2ZM254 6H255L256 9L254 8ZM43 7H44V6H42L41 8L43 9ZM45 7H44V9H43L44 11L46 10ZM84 7L86 8V10H87V7H89V8H88V11H87V14H88V12H89L88 15L86 14V10H84V9H85ZM91 7H92V10H90V11H91V12H90L89 9H90ZM187 7L189 8L190 6H187ZM187 7L185 8L187 11H184V12L186 13V15H185V13L182 11L183 14H184V15H182V16H185V17L188 16V15H187V12H188V8H187ZM193 7H194V6H193ZM231 7H232V10L230 9V11H229V8H231ZM259 7H260L261 9H260ZM41 8H40L41 11L39 10V17H40V15H41V18H43V23H44V20H47V19L44 18V17H42V16H45V15L42 14V13H44V11H43ZM226 8H227V9H226ZM253 8H254V9H253ZM20 9L22 10V7H21ZM185 9H184V10H185ZM200 9H199V10H200ZM262 9H263V10H262ZM18 10H19V8H18L17 11H16L17 13L15 12V13H16V16H17V17L15 16V17H16L17 20H18V18H19V19H22V17H23L24 15H25V16L27 15V14H24V13H23L25 9L22 10L23 12L20 11L22 14H21ZM199 10L196 9L195 11H199ZM227 10H228V11H227ZM82 11H81V12H82ZM92 11H93V12H92ZM260 11H261V12H260ZM40 12H42V13H40ZM182 12H181V13H182ZM189 12H190V11H189ZM189 12H188V14L190 15L191 13H189ZM229 12H230V13H229ZM231 12H232V14H231ZM236 12H237V13H236ZM19 13H20L21 15H23V14H24V15L20 18V17H18V16L20 15ZM30 13H32V16H33L35 19H34L33 17H32V18H33L34 20H36L37 18H36V16H35V14H34L33 12H31V11H30ZM30 13H29V15H31ZM142 13H143V12H142ZM144 13H145V12H144ZM204 13H205V12H204ZM226 13H227V14H226ZM249 13H250V12H249ZM255 13H256V15H255ZM258 13H259V14H258ZM261 13H262V16H261ZM18 14H19V15H18ZM138 14H139V13H138ZM198 14H200V13L198 12ZM257 14H258V15H257ZM21 15H20V16H21ZM85 15H86V16H85ZM92 15H93V14H92ZM92 15H91V16H92ZM144 15H145V14H144ZM202 15H203V16H202ZM230 15H232V16H230ZM235 15H236V16L238 15V16H237V19H236V17L234 18ZM251 15L249 14V18L251 17ZM254 15L256 16V18H255ZM142 16H143V15L140 14V15L138 16V18L140 17V19L137 18V19H136V22L134 21V22H135V25L137 24L136 26H138V25L140 24L139 27H136L137 30L141 29V25H143L144 22H145V24L142 26V27H143V28L141 29L142 31H140V32L137 31V32H138V35H141L140 33H143L144 28H145V30H146V28L150 25L149 22L151 21V20H149V19L151 18V17H150L151 15H145V16H147V18L144 16V17L146 18V20H149V21H144V20H145L144 17H143L144 19L142 20V19H141ZM148 16H149V19H148ZM227 16H229V17H228L229 19L227 18ZM205 17L208 18V19H205ZM41 18H40V21L42 22V19H41ZM87 18H88V17H87ZM186 18L188 19V17H186ZM186 18L183 17V19H186ZM200 18H201V19H200ZM91 19H92V18H91ZM187 19H186V20H187ZM189 19H190V17H189ZM197 19H196V22H197ZM210 19H211V18H210ZM223 19H225V20L223 21ZM226 19H227V20H226ZM251 19H252V18H251ZM262 19H263V20H262V23H263L264 18H262ZM87 20H89V19H86V20H85L86 23H87V22H88V23L86 24V23L83 21V23L81 22V23H82L81 26L84 25V24H86V25L89 24V27H90V28H88V27H87V28H88L89 31L91 32V31H92L91 29L94 28V27H92V26H94V24L97 23L96 26H95V27H97V28L93 29L94 31H95L96 29H97V30H96V33L92 31L90 36H89V34H87V36L85 35V36H86V37H85V40H86V38H89V39L92 40V37H93V40L95 39L94 41H96V40H100L101 38L104 37L103 40H102V41H104L105 38H108L109 36L111 37V35H112V34H110L111 31H108V30H111V29H109L110 27H109L108 24L104 23V26H105V27H103V25H102V26H101L102 28L100 27V29H101V30H100V29L98 28V26H100L101 23L103 24V22H100V23H99V22H95V23H94V21H93V19H92L91 21H92L93 24L90 26L91 23H89L90 21H87ZM140 20H142V22H141ZM186 20H185V21H186ZM203 20H206V21H203ZM230 20H231L232 22H231ZM235 20L238 21V22H237L238 24L236 23ZM260 20H261V19H260ZM95 21H96V20H95ZM138 21H139V22H138ZM143 21H144V22H143ZM207 21H208V22H207ZM233 21H234V22H233ZM41 22H39L40 25H41ZM200 22H201V24H200ZM203 22H205L206 24L203 23ZM229 22H230V23H229ZM141 23H142V24H141ZM146 23H149V24H146ZM197 23H198V22H197ZM208 23H209V24H208ZM228 23H229V24H228ZM233 23H234V24H233ZM249 23H250V22H249ZM61 24H62V23H60V24L58 25V28H59V29H64V28H66V29L68 30V32H70L71 29L73 28V26H71V24H70L71 27L68 25L69 23H66V25H68L69 27H68V26L66 27L64 23H63L64 26L61 25ZM98 24H99V25H98ZM105 24H106V25H105ZM230 24H231V25H230ZM235 24H236L238 27H240V28L237 27V29H239V30H237V29H234V30H233V27L235 26ZM47 25H48V24H47ZM72 25H73V24H72ZM97 25H98V26H97ZM107 25H108V26H107ZM145 25H146V27H145ZM204 25H206V26H204ZM209 25H210V26H209ZM211 25H212L213 27H212ZM224 25H226V26H224ZM250 25L253 26V24H250ZM262 25L264 26V23H263ZM42 26H43V25H42ZM42 26H38V28H40V27H42ZM61 26H62V28H61ZM106 26H107V27H106ZM2 27H4V25H2ZM2 27H1L0 29H1V30H2V29L5 30V27H4V28H2ZM32 27L35 29L37 26L32 25ZM49 27H50V28H49ZM49 27H48V26L46 27V26L44 25V27H42V28H40V29L43 30L44 28H47V29L49 28V29H48V30L50 31L49 33H52V35H54V38L57 36L56 34L58 33L59 39L57 38L58 36L56 37V39H57L58 41H59L60 39H62L63 36H64V38L67 37V35H66V34L68 33L67 30H65V32H67L66 34H65V32H64V34L66 35V36H65V35H63V34L60 33V31H62V30L57 29V28H56L57 26H49ZM53 27H55V28H53ZM82 27H83V28H82V31H84V30L87 31V30H88V29L85 28L86 26H85V27L82 26ZM108 27H109V28H108ZM207 27H208V28H207ZM209 27H210V28H209ZM225 27H227V28H225ZM38 28H36L37 30L35 29L37 32L39 31ZM68 28H69V29H68ZM107 28H108V29H107ZM211 28H212V31H211ZM230 28H231V29H230ZM234 28H236V26H235ZM52 29H53V30H52ZM54 29H56V30H54ZM98 29H99V30H98ZM103 29H105L106 31H108V35L103 36V35H105V34L107 33V32H106V33L104 34L105 30H103ZM205 29H206V31H205ZM225 29H226V30H225ZM1 30H0V33H1L2 35H3V34L6 35V32H5L6 30H5V31L2 30V32H1ZM48 30H46V29L44 30V31L47 32V33H46L47 36L49 35ZM51 30H52L53 32H51ZM57 30H58V32L54 33V32L57 31ZM76 30H78V29H76ZM207 30H208V31H207ZM209 30H210V31H209ZM214 30H216V31H214ZM261 30H262V29H260V31H261ZM63 31H64V30H63ZM63 31H62V33H63ZM74 31H75V30L72 29V32H74ZM78 31H79V30H78ZM89 31H87V32H89ZM98 31L101 32V35H102L103 37H101V35H100V37L98 36V35H99V34H98V33H99ZM135 31H136V30H135ZM225 31H226V32H225ZM227 31H228V32H227ZM233 31H235L236 34L233 33ZM260 31L257 32V35H256V37H258L257 39L259 40L258 43H254V42H253L252 46H251L250 44H249V45L247 44V43H249V41L246 43L249 47H250V46L252 47V48L250 47L251 50H253V51H251L252 54H253V53H256V54H260V55H261V53H262V55H264V51H263V50H264V43H263V42H264V30H262L263 32H260ZM4 32H5V33H4ZM72 32H71V35H72V36L70 35L72 38H71L70 36H68V37H70V38L73 40V38H75V37L77 36V34L75 33L76 36H74V35L72 34ZM75 32H77V31H75ZM79 32H80V31H79ZM90 32H89V33H90ZM97 32H98V33H97ZM137 32H136V34H137ZM205 32H207V33L209 32V34H206ZM210 32H211L212 34H210ZM213 32H214L215 35L217 36L216 38L214 37ZM216 32H219V33H216ZM38 33H39V32H38ZM77 33H78V32H77ZM81 33L84 34V32H81ZM85 33H86V32H85ZM94 33H95V35L97 34L96 37H95ZM227 33H228V34H227ZM231 33H232V35H231ZM260 33H262V34H260ZM1 34H0V35H1ZM26 34H27V33H25V35H26ZM69 34H70V33H68V35H69ZM78 34H79V33H78ZM92 34H93L94 36H93ZM219 34H220V35H219ZM29 35H30V34H28V36H29ZM37 35H39V34H37ZM50 35H51V34H50ZM50 35L48 36L49 38H50ZM52 35H51V38L49 39L50 41L48 40L49 42H52V40L54 39V38L52 39V37H53ZM60 35H61V36L63 35L62 38H60V37H61ZM81 35H82V34H80V36L78 35V36H79V39H78V40L76 39V42H75V41H74V42H73V41H70V39H69L68 37H67L66 39H62V40H65V41H66L67 39H69V40H67L64 44L67 45V43H68V46H69L70 42H73V43H74V47L72 46L73 44H72L70 47L75 48V50L77 51V50L82 49L81 47L84 46V44H85V43H84L83 45L81 44V43H83V42L85 41V40L83 39L84 37H83L82 39H80V38L82 37ZM224 35H225V36H224ZM227 35H228V36H227ZM260 35H261V36H260ZM26 36H27V35H26ZM28 36H27V37L24 36V38H26V39L23 38V39H24V40H23L24 42H25V40L28 39ZM73 36H74V37H73ZM88 36H89V37H88ZM91 36H92V37H91ZM107 36H108V37H107ZM221 36H222V37H221ZM262 36H263V38H261ZM2 37H3V36H2ZM29 37L32 38L31 35H30ZM98 37H99L100 39H99ZM140 37H142V36H139V38H140ZM210 37H211V38H210ZM237 37H236V38H237ZM259 37H260V39H259ZM76 38H78V37H76ZM97 38H98V39H97ZM139 38H138V36H137L136 40L139 39ZM209 38H210V40H209ZM212 38H213V40H212ZM218 38H219V39H218ZM33 39H34V40H33ZM33 39H30V40L35 41L36 38H33ZM38 39H39V38H38ZM56 39H54V41H55ZM28 40H29V39H28ZM74 40H75V39H74ZM81 40H82V41H81ZM83 40H84V41H83ZM139 40L141 41V39H139ZM139 40H137V42H139V44H142V42L140 43ZM211 40H212V42H211ZM214 40H216V41H214ZM218 40H219V41H218ZM58 41H56L55 43L53 42V43H51V44H53V45L55 46V44H56ZM60 41H61V40H60ZM60 41H59V42H60ZM68 41H69V42H68ZM80 41H81V42H80ZM190 41H191V40H190ZM192 41H193V40H192ZM35 42L37 43L38 41L36 40ZM35 42H32V41L30 42V41H29V45H27L28 43H27V41H26V44H25V43L23 44L25 50L29 48L28 51L26 50L27 52H26V51L24 52V54H25L24 56L26 57V55H28V56H29V55H32V53L34 52L35 54H33V55H32L33 57H31V58H32V60H36V61H37V62H35V61H31V62L28 61V60H30V58H29L30 56H29V57H28V60H27V64H28V65H26L28 70L30 69L29 66L33 65L34 67H33L32 69L34 70V68H35V70H37L36 72H39L38 68H39V65H40V67H41L40 69H42L41 71L44 72V75H46V73L48 72L46 67H48V68H52V67H49V66H54V64H55L54 61H56L57 59L60 60V59L63 57V56H62V57L60 56L62 53H64L63 55H65V56L68 55V53H69V55H68L67 57H65V58L63 57V59H66V58L68 59V58L70 57V55H72V54L74 55V53H71V54H70V51H71V52H74L75 50H73V48H71L72 50H70V48L67 49L68 46H65L63 43H58L59 46H58V45H57V46H58L59 48L57 47V48H58L57 50H56V46L54 47V46L52 45V46H53V50H52V49H51L52 46H50V47H49V46H48V47L46 46V49H45V48H40V49H39V48H38L39 42H38V45H37ZM85 42L87 43V40H86ZM124 42H125V41H124ZM124 42H123V43H124ZM213 42H214V43H213ZM220 42H221V43H220ZM260 42H261V43H260ZM32 43H34V44H32ZM75 43H76L77 45H78V44H79V45L77 46ZM207 43H206V44H207ZM218 43H219V44H218ZM0 44H2V43L0 42ZM30 44L33 46V48H35L36 51H35V50H34V51L31 50V49H33V48H32V46H30ZM35 44H36L37 46H35ZM60 44H61V45H60ZM80 44H81V45H80ZM126 44H127V45H126ZM130 44H131V43H130ZM130 44H128V43L126 42V43H125V46H123V45H122V46H123V48H124V47L126 48V46L129 45V46H128V49L130 48L129 50H131V52H132V50H134L133 44H134V46H135V49L137 48L136 50H139V52H141V51L144 49V48L141 49V48H140V45H139V44L137 45V43H133V44H131L132 47H133V49H131ZM135 44H136V45H135ZM194 44H193V45H194ZM261 44H263V45H261ZM2 45H4V44H2ZM26 45L28 46V48L25 47ZM62 45H64V47H66V50H68L69 52H68V51H65V48L62 47ZM212 45H215V46L218 45V46H217V48H216L215 46L212 47ZM257 45H259V46L256 47ZM34 46H35V47H34ZM60 46H61V48H60ZM75 46H76V47H75ZM80 46H81V47H80ZM122 46H121V48H122ZM184 46H185V45H184V43H183L182 46H181V47L185 48V49H184L185 51L182 50L183 48H181V50H182L181 53H182L183 55H184V54H187L188 50H191L190 48H189V49H186V47H184ZM210 46H211V47H210ZM248 46H247V47H248ZM260 46H262V47H260ZM30 47H31V48H30ZM36 47H37L38 49H37ZM77 47H78L79 49H77ZM142 47H144V46L142 45ZM249 47H248V48H249ZM255 47H256V48H259V47L262 48V49H259L261 52H259V51L257 52V49H256ZM62 48L64 49V52H63V51H62V52L60 51V50H63ZM207 48H208V50H207ZM211 48H212V49H211ZM41 49H44V50L39 51V50H41ZM59 49H60V50H59ZM128 49L126 48V50H127L128 52H126L125 49H123V52L125 51L124 53L121 51L123 54H120V55H121V56L123 55L124 57L120 58V57L118 56L119 58H117V62L120 60V61L118 62V63H119V69H121L120 66H122V69H124V70H122V69H121V70H122V72L124 71V72L126 73V75H127V73H128L127 70H125L126 66L129 67V66H131L132 63H133L134 65H137V63L139 62V60H138L139 58H137V57H139L138 55L140 54V53H138V51H135V50H134V52H132V53H133V54L135 53V54L133 55L132 53L129 52ZM210 49H211V50H214L213 52H215V53H212V51H211ZM217 49H218V50H217ZM220 49H221V50H220ZM255 49H256V51H255ZM47 50H48L49 53H50L51 50H52L53 52L56 50L55 52H56L57 54H58L57 51H59L61 54L59 53V55H57V56H58V57H57L56 54H55V52H54V55H55L56 57H55V56H53V57L57 58V59H55V58L52 57L53 52L51 53V55H49V53L47 52ZM49 50H50V51H49ZM181 50H180V51H181ZM202 50H203V51H202ZM219 50H220V51H219ZM30 51H31L32 53H31ZM45 51H46L47 54L51 57V59H50V57L47 56V54L45 53ZM80 51H81V50H80ZM82 51H83V49H82ZM180 51H179V53H180ZM186 51H187V52H186ZM204 51H205V53H204ZM221 51H222L224 54H223ZM225 51H226V50H225ZM37 52H38V54L36 55ZM39 52H40V54H42L43 57H42L41 55H39ZM42 52H43V53H42ZM65 52H66L67 54H65ZM77 52H79V51H77ZM77 52H75V54H77L78 57H82V56H84V55H82V54L85 53V50L83 51V53L81 52V54H80L81 56L78 55ZM121 52H120V53H121ZM184 52H185V53H184ZM189 52H188V55H189ZM195 52H196V53H195ZM217 52L219 53V55H218ZM249 52H250V50H249ZM27 53H30V54H27ZM127 53H128V55H127ZM192 53H191V55H192ZM210 53H212V54L210 55ZM225 53H226V54H225ZM91 54L94 55L93 57H96V56H95V55H96L95 52H94V53H91ZM124 54H125V55H124ZM129 54H130V55H129ZM136 54H137V57H136ZM216 54H217L218 56H217ZM34 55H35V57H34ZM73 55H72V58L75 57V56H73ZM92 55H91V56H92ZM132 55H133V56L135 57V59H137V60H134V58H133ZM207 55H209V56H207ZM262 55H261V56H262ZM38 56L40 57V61H39V57H38ZM45 56H46V57H45ZM59 56H60L61 58H60ZM77 56H76V57H77ZM125 56H126V57H125ZM128 56H129V57H128ZM130 56H131V59H130ZM215 56H217V57L215 58ZM220 56H221L222 58H221ZM225 56H226V57H225ZM261 56H260V57H261ZM44 57H45V58L48 57V58H47V59H48V62H50V60H51L53 64L48 63V62L46 61L47 59H45ZM76 57H75V59L78 60V58H76ZM262 57H263V56H262ZM26 58H27V57H26ZM33 58H35V59H33ZM52 58H53V59H52ZM70 58H71V57H70ZM72 58H71V59H72ZM82 58H84V57H82ZM82 58H81V59L79 58L80 60H78V61H79V63H82V65H83V63H84L86 66L89 64V62H90V63H93V61H94L93 59H96V58H93V59H89V58H88L87 60H88V61L90 60V61L88 62L86 59L84 60V59H82ZM85 58H86V57H85ZM91 58H92V57H91ZM211 58H212V59H211ZM220 58H221V59H220ZM263 58H264V57H263ZM44 59H45V60H44ZM49 59H50V60H49ZM71 59H70V60H71ZM118 59H119V60H118ZM121 59H122V60H121ZM124 59H125V62L123 61ZM126 59H128V62H127ZM42 60H43V61H42ZM59 60H57V61L59 62ZM61 60H62V59H61ZM61 60H60V61H61ZM70 60H69V61H70ZM83 60H84V62H83ZM129 60H130V61L134 60V62H135V61H136V62H135V63H134V62H130V64H129ZM263 60H264V59H263ZM65 61H66V60H64V61L62 60V62H64L65 64L68 63V64H67L68 66H70L69 64H71V68L74 67V66H77V64L79 65L78 61L75 62L74 58H73V60H72V61H73V66H72V63H69L68 60L66 61L67 63H66ZM80 61H81V62H80ZM91 61H92V62H91ZM122 61H123L124 63L127 62V65H123L124 63H123ZM212 61H213V60H212ZM221 61H222V60H221ZM32 62H33V63H32ZM70 62H71V61H70ZM86 62H87L88 64H87ZM214 62H216V61H214ZM31 63H32V64H31ZM42 63H43V64H42ZM59 63H60V64H63V63H61V62H59ZM74 63H76V64L74 65ZM120 63H122V65H120ZM30 64H31V65H30ZM38 64H39V65H38ZM41 64H42V65H41ZM65 64H63V65H65ZM95 64H96V63H95ZM128 64H129V65H128ZM43 65H44V66H43ZM45 65H46V66H45ZM48 65H49V66H48ZM92 65H94V64H92ZM68 66H67V68H70V67H68ZM261 66H264V63H263ZM31 67H32V66H31ZM42 67H44V69H43ZM65 67H66V65H65ZM36 68H37V69H36ZM45 68H46V71H47V72H45ZM261 68H262V67H261ZM126 69H127V68H126ZM30 70H31V69H30ZM35 70H34L33 73H34V75H35V77H36V74L38 75L39 73H36ZM50 71H51V70L49 69V72H50ZM106 71H107V73H108V71H110V70L107 69ZM106 71H105V72H106ZM30 72H32V71H30ZM49 72H48V73H49ZM103 72H104V71H103ZM112 72H113V71H112ZM112 72H111V73H112ZM33 73H31V74L33 75ZM35 73H36V74H35ZM109 73H110V72H109ZM111 73H110V74H111ZM125 73H124V75H125ZM15 74H16V73H15ZM42 74H43V73H42ZM49 74H50V73H49ZM49 74H48L47 76H50ZM110 74H109V75H110ZM34 75H33V76H34ZM16 76H17V77H16ZM33 76H31V80H29L30 82L32 81L31 83L28 81V78H26V80L28 81V84H30L31 87H30L27 83H26V86H24V85H25V84H24V83H25V82H24L25 80H24V81L21 80L23 85H22V84L20 85L18 82H17V83L19 84L20 87L22 86L21 88H24V87H25V89H26V88L29 89V90H26V91H29V92L34 91V92H36L35 90H37L38 88L35 86V84L38 85V87H39V82H38L39 79H37L39 75L36 77L37 80H36L35 78H33ZM15 77H16V79H15L16 81H19V80H20V79H18V78H20V77H18V75H14V78H15ZM21 79H22V78H21ZM33 79H35V82L33 81ZM21 81H19V82H21ZM36 81H37V82H36ZM14 82H15V81H14ZM23 82H24V83H23ZM33 82H34V83H33ZM88 82H89V81H86L87 86L90 85L91 89H92V88L94 89L96 84H95L94 82H89V83H91V84H88ZM37 83H38V84H37ZM92 83H93V84H92ZM15 84H16V82H15ZM18 84H16V86H15V88L17 87V88H16V91H18V90L21 89V88H18ZM32 84H33L34 86H33ZM94 84H95V85H94ZM117 84H118V83H117ZM123 84H124V83H123ZM123 84H120V85H121V90H123L122 88H124V87H122V86H125V84H124V85H123ZM27 85H28V87H27ZM91 85H94V86H91ZM97 85H98V83H97ZM107 85H111V84L108 83V84H106L105 86H107ZM120 85L118 84V87H119V88H120ZM98 86H99V85H98ZM98 86H97V88H99ZM114 86L117 87V85H114ZM194 86H195V85H194ZM109 87H112V85L109 86ZM118 87H117V90H118ZM35 88H36V89H35ZM31 89H32V90H31ZM113 89H114V88H111V91H112ZM261 89H262V88H261ZM261 89L259 88V89L257 90L258 93H259V91H260ZM21 90H22V89H21ZM21 90H20L19 92H25V90H23V91H21ZM30 90H31V91H30ZM117 90H116V91H117ZM262 90H263V89H262ZM262 90H261V91H262ZM14 91H15V89H14ZM14 91H13V94L15 93ZM114 91H115V90H114ZM116 91H115V93H116ZM119 91H120V90H118L117 92H119ZM155 91H156V90H155ZM19 92H18V93H19ZM16 93H17V92H16ZM18 93H17V94H18ZM37 93H38V91H37ZM139 93H140V92H139ZM156 93H159V92L156 91L154 94L156 95ZM190 93H191V92H190ZM192 93H193V92H192ZM192 93H191V94H192ZM197 93H198V91H197ZM258 93H257V94H258ZM262 93H263V92L259 93V95H255L256 97L254 96V99H251V100L254 102V104H255V103H256V105H257V103L259 104V106H258V105H257V106L255 105V106L257 107V110H256V107H255V108L253 107V108H254V110H253V108H251V106H250V109H251V110H250V109H249V105H248V107L246 108V106H245L246 104H244L243 102L241 103V101H240V102L237 101V102H238L237 105H240V103H241V104H243V106H245V108H244V107L241 108V107H240L241 105H240V106H236L237 108L239 107L238 109L241 108V110H239V112H237L240 118L236 119V121L239 120V121H237L238 123L236 122V126H238V127L234 126L233 129H235V130H239V129H240V130H239V131H234L235 133H234V132H231L232 134H231L230 132H229V133L227 132V131H231V130H229V129H232V127H231V128L228 127L229 124L227 123V121L229 120V118H226V116H229V117H230V115H229L230 113H229V111H226V112H228V115H227V114L223 111V107H222V106H221L222 108H220V106L216 107V104H219L218 101H215V100L217 99L216 97H215L216 99L213 100L214 102H213L212 100H210V105H209V98H210V97H209L208 99L205 98V99H203V100H199V102H201V104L199 105V102H198V101H195V100H194L195 102L192 101L193 98H192V96L189 97V95H191V94H189V95H187V96H185V97H188L189 99H190V98L192 99V100H190L192 103L189 101L188 98H187V102L189 101V102L191 103V105L188 106V107L193 108V110H192L191 108L187 109L188 107H186L185 109L188 110V111H185V110H184V113H186L187 115L184 114L182 110H180V108H179L180 106L177 105L178 103H175L176 101H175V102L173 101V102H170V104L168 103L169 106L167 105V106L164 107V108L167 107V109H163V110H162V111H165V110H166V111L168 112V111H169V107H170L171 110L169 111V114L167 113V115H166V113H165L166 111H165V112H162V114L160 113L161 115H159V116H161V117L158 119V117L156 118V115H155L153 109L151 108V106L149 105V106H150V107H149V106H147L148 104H146L147 101L150 102V99H149V98L146 99V98H147L146 95H148V94H146L145 92H144V93L142 92V95L139 94L140 96H139V95H137V97L135 96L136 99H137V100L135 101V102H136V104H135V108H138V109H137V113H138V110H139V113H138V115L136 116L137 118L135 119V121H133V123H134V124H133V123H132V120L129 119V118H127V119H128V120H127L126 117H124L126 120H125V121H122L124 118L121 119V116H123L124 114L121 115L120 112H121V113H124V111L122 112V110H119L120 107H121L120 105H122L123 102H125L124 100H126V102L128 101L127 99H125V98H127L128 96L125 97L126 94L124 95V92H123V93L120 92V95H121L122 97L124 96L125 98L123 97L124 99H121L120 101H122V102L119 101V102H120V103H119V102L117 101V100H119V99L121 98L120 95H119V93H118V95H117V96H119V97H118V98L116 97L117 99L115 98V95L112 94V95L110 96V100L112 99V97H113L114 99H116V100H114V99H112V100H114L115 102L117 101L120 107H117L118 104H117V106H113V105H116L117 102L115 103V102L109 100L111 103H112V102L115 103V104L112 103V104H113L112 107H115V108L113 109V108L111 107L112 110H110L109 114H107L108 116L106 115L107 117H109V120H108V118H106V117L103 118V116H102L103 114H102V115L98 114L99 117H100V118L97 117V118L99 119V121H96V120H95V121L98 122V123H95V121H94V122H92V124H91V122H90V123H89V129H88V131H90V132H88V133L86 134V135H88V136H85V137H84V141L86 140V137H87V139L89 140V141L86 140V142H84V143L86 144V146L88 147V146L91 145V143H92L91 146L94 147V148L92 149V147L90 146V148L92 149V151H91L89 148H85V149H89V152H88V150H87V153H85L86 150L83 149V150H84V153H83V154H87L88 157H85V159H83V158H82V159H83L84 161L87 159L88 161L86 160L85 162H86V163H87V162H88V163H91V162H93V161L95 160L94 158L96 157V160L93 162V164H96V163H97L96 161H99V162H98L99 164H96L97 167H96V165H94L95 167H94V166H93V167L91 166V167L89 168V167L87 166L88 164H86L84 161H81V162L83 163V164H82V163H81V164L83 165V169H84V171H83L82 168H81V169H78V172L81 171L82 174H83V176H84V177H87V175H90V173L93 171V168H95V169H94V170H96L95 173L101 175V176H100V179H101V178H102V179H101V180L99 179V180H100V181L104 180L103 182H98V178H97V179L94 180V182H95L96 180H97V182H95V184L92 183L94 177L92 176L93 173H91V177L89 176V180L91 181V183H90V181H89L88 184H90V185L87 184V185H86V188H88L89 186H91L92 189H91V188H89V189H91L92 191H95V190H96L95 187H96V184H97V183H99L98 185H100V184L102 185L103 183H106V184L108 185V183L110 182L109 180H107V177H105V175L100 174V173L102 172V169H103L104 165L108 163V165L110 164V166H112V165L115 164V162L118 160V161H121L120 163L118 162L120 165H119V164H116V165L119 166V168H121V167H123V165L127 164V165H125V166H127V168H125V166L123 167V168H125V169H124V171H125L124 173H125V174H124V173L122 174V172H123V171H122L121 174H120V175H121V178H117V177H119L120 175H119V173H118L119 176L116 175L117 173L115 172V173H116L115 175L117 176V177H116V176H115V177H116L117 180L115 179V177H114V179L117 181V183H119L120 181L118 182V179H124V178H123V175H126L127 170L129 171L130 168H131L130 170L135 169L136 166H139V164H140L142 161H144V160L141 161V159H140L141 156H143V157H142L143 159L146 158V160H148L147 157H144V156L148 155V156H149V159H150V164H151V166H152V164H154V163H152V161H151V159H152L153 157H151L150 155H153L154 158H155V156H158V155H157L158 153L156 154L157 151H160V152H159L160 155H163V152H164L165 149H167L168 151H170L171 149H168V148H167V147H172V146H169L170 143H169V144H167V143L164 144L163 141H165V139L167 140V138L170 137L169 135H172V134H170V133H173L174 130H175L174 133H176V132L178 131V128H180V127H177V126H181V124H183V126H184L185 129L189 130V129L191 128V129H192L191 132L194 131L195 134H196V135H193V134H192V136H194V137L196 136V137H195L196 140L193 139V142L195 141V144H196V145H195L194 143H192V142L186 144V146L188 145L186 148H188V147H190V146H191L190 148H193V150L191 149L192 152H189V150H190L189 148H188L187 152H189V153H193V151H194V152H195V151L197 152V150H199V151H198L199 153L197 152V154H200L201 156L203 155V157H208V158H209V162L211 161V162H210V165H209V162H207V165H209V166H207V167H212L211 165H213L214 168H216V167H220L222 164L220 163V166H216V165L219 164L217 161H222V160H223L222 158H223L224 156H225V157H228L227 160H228V161L230 160L229 162H231V163H234L235 161H236L235 163H237V160H238V164H236V166H237V168H238V166H239V169L237 170L236 167L233 168L232 171H231V172H233V173L229 172V170H228L229 173H224V175H223V173H221L220 170L216 169V170H217L216 173H217L218 171H220V172H218V174H216V173L214 172V174H216V175H214L213 178H215L216 181H215V180H212V179H213L212 177H211V179H210V178H209V179H207V178L203 179V180H206V181H207V180H208V181L212 180V182L210 181V182H211V183H210V182H206V181H205V184H203V189L201 188V190L199 191V196H200V194H201V195L204 197V200H207L208 198H209V199L217 198V196L219 197V196H220V193H221V196H220V197H222V198H221V201H223V197H224L223 195H224L225 193H233V191L236 189V191H237L238 193L240 192L239 194H240L241 196L244 195V197H245V196L247 195V198H249L250 195H251V197H250L251 199L249 198L248 201H249V200L251 201V200L253 199V195H252L253 193L256 194V193L258 192L257 194L260 195V196H261L260 193H262V197H263V196H264V194H263V193H264V190H263L264 188H263L262 186H264V184H263V183H264V174H263V173H264V172H263V171H264V170H263L264 167H263L262 165H264V158H263V157H264V156H263L264 153H263L262 151L264 150V149H263V148H264V144H263V143H264V126H263V125H264V120H263V119H264V116H263L264 114L261 113V111L264 112V111H263V110H264V107H263L264 103L262 102V101H264V96H261V95H260V94H262ZM122 94H123V95H122ZM143 94H144V95L146 94V95L144 96ZM159 94H161V92H160ZM159 94H158V95H159ZM19 95H20V93H19ZM263 95H264V93H263ZM142 96H144V97H143L144 99L142 98ZM140 97H141V98H140ZM211 97H212V96H211ZM213 97H214V96H213ZM261 97H263V100H262ZM138 98H139V101H138ZM252 98H253V97H252ZM258 98H259L260 100H259ZM184 99H185V98H184ZM213 99H214V98H213ZM134 100H135V99H134ZM146 100H147V101H146ZM206 100L208 101V104L205 106L204 104H206V103L203 104V102H205ZM217 100H219V99H217ZM258 100H259V102H262V104L259 103V102H257ZM261 100H262V101H261ZM140 101H141V102H140ZM143 101H144V102H143ZM207 101H206V102H207ZM255 101H256V102H255ZM142 102H143V103H142ZM185 102H186V101H185ZM185 102H184V103H185ZM187 102L185 103L186 106H187V104H190L189 102H188V103H187ZM121 103H122V104H121ZM127 103H128V102H127ZM137 103H138V104H137ZM171 103H172V104H171ZM196 103H198V104H196ZM211 103H213V106H212ZM124 104H125V103H124ZM140 104H141V105H140ZM145 104H146V107H148V108L144 107ZM127 105H128V104H127ZM143 105H144V106H143ZM185 105H184V106H185ZM194 105H195V106H194ZM203 105H204V106H203ZM1 106H2V105H1ZM124 106H125V105H123L122 108H124ZM136 106H139L140 108H139V107H136ZM173 106L175 107V109H174ZM192 106H193V107H192ZM196 106H197V107H196ZM198 106H199V107H198ZM201 106H202V107H201ZM208 106H211V107H209V108H212V107L215 106V108L210 110L209 108H207ZM2 107H3V106H2ZM2 107L0 108V112H1V113L4 112V111L2 110ZM16 107H18V105H16ZM126 107L128 108V106H126ZM194 107H195V108H194ZM236 107H235V108H236ZM260 107L262 108V110H261ZM116 108H118V110H119L120 112L117 111ZM143 108H145V110H144ZM149 108L152 109V110L149 111ZM172 108H173V109H172ZM177 108H179V109H177ZM196 108H197V109L199 108V109L197 110V112L194 111V110H196ZM216 108H218V109H216ZM237 108H236V109H237ZM243 108H244V110H243ZM3 109H4V107H3ZM124 109H125V108H124ZM147 109H148V110H147ZM176 109H177V110H176ZM208 109H209V110H208ZM215 109H216L217 112L215 111ZM224 109L226 110V107H225ZM246 109H247V111H246ZM1 110H2V111H1ZM113 110H114L115 112H114ZM140 110H143V111L140 112ZM206 110H208V111H206ZM252 110H253V111H252ZM259 110H260L259 113L262 114V115H260V114L257 113ZM116 111L121 115L120 117H119V114L116 113ZM133 111H134V110H133ZM135 111H136V109H135ZM135 111H134V113H135ZM145 111H146V112H150L151 114H152V112H153V113H154V116H153V115H152V116H153L155 119H154V118H151V119H150V117H152L151 114H148V113H146ZM173 111H174V113H173ZM175 111H176V113H177V112L179 113V111H181V112L184 114V116H183V114H182L181 112H180L181 114H180V113H179V114H178V113L176 114ZM189 111H191V112L189 113ZM192 111L194 112V114H193ZM203 111H204V112H203ZM211 111L213 112V113H212L213 115L210 116V114H211L210 112H211ZM241 111H242V112H241ZM243 111H244V112H243ZM112 112H113V113H116V114H111ZM198 112H199V113H198ZM214 112H215V114H214ZM218 112H219V113H218ZM222 112H223V113H222ZM248 112H249L250 114L253 113V112H254V113L250 115ZM145 113L148 114V115H150V117L147 116V115H145ZM164 113H165V114H164ZM170 113H172V114H170ZM191 113H192V114H191ZM200 113H202V115H200ZM205 113H206V114H205ZM209 113H210V114H209ZM141 114H142V115H141ZM163 114L166 115V116L163 117V116H162ZM197 114H198V115H197ZM208 114H209V115H208ZM225 114H226V115H225ZM247 114H248L249 116H247ZM113 115H114L115 117H114ZM116 115H117V116H116ZM143 115H144V116H143ZM157 115H158V114H157ZM170 115H171V116H170ZM175 115L177 116L176 118H175ZM178 115H179V116H178ZM188 115H189V116H188ZM204 115H207V116H204ZM219 115H220V116H219ZM221 115H222V116H221ZM245 115H246V116H245ZM258 115H260L261 118H260ZM101 116H102V117H101ZM111 116H112V117H111ZM140 116H141V117H140ZM146 116H147V117H146ZM167 116H168V119L166 118ZM169 116H170V117H169ZM173 116H174V117H173ZM196 116H197V117H196ZM199 116H200V117H199ZM213 116H215V117H213ZM224 116H225L226 119H228L227 121L225 120ZM250 116H251L252 118H249ZM253 116H254V118H253ZM257 116H258V117H257ZM113 117H114V118L119 117V118H117V119L120 120V123L123 122V123H121L122 125H120V123H118L120 126H123L124 122L128 121V122H126L124 125H130V124H131V125H130V128H131V126H132V127H134L135 129H134V128H132V129H128L129 126H125V127L123 126V129L126 128V130H125L126 132H124L125 135H124V133H123V134L121 133L122 136L118 134L117 136L114 137V140L117 138V139L115 140L116 142H115V141H114V142H111V141L113 140V139H112L109 143H107V141H106L107 144H105V142H103V140H102V138H101V136H100V134H101V133H100V132H101L100 130H101V129H100V130H97V132L99 133V134H97V136L99 135V136L97 137V136H96V133H97V132H94V131L92 130V127H90V124H91V126H93L94 123H95V125L93 126L94 128H95V127H98V126H101V124H102L101 127H103V123H100L102 120L100 121V119H101V118H103V120L107 119L108 121L114 123L113 121L116 120V119L113 120ZM138 117H139V118H138ZM142 117H143V118H142ZM178 117H180V118L178 119ZM181 117H182V118H181ZM185 117H186V118H185ZM194 117H195V119H194ZM218 117H219V118H218ZM255 117H256V119H255ZM110 118H111V119H110ZM141 118H142V119H141ZM147 118H148V119H147ZM164 118H165V119H164ZM183 118H184V119H183ZM189 118H190V121H189ZM245 118H246V119H245ZM259 118H260L261 121L259 120ZM98 119H97V120H98ZM137 119H138V120H137ZM153 119H154L155 121H154ZM163 119H164V120H163ZM201 119H202V120H201ZM204 119H205V120H204ZM209 119H213V120H212L213 122H214V120L216 119L217 121L214 122V123H216V124L213 123L212 126H211L210 124H209V126H208V121H209ZM221 119H222V120H221ZM248 119H249V120H248ZM107 120H105V121H107ZM111 120H113V121H111ZM129 120H131V122H130ZM136 120H137L138 122H137ZM148 120H149V121H148ZM157 120H158V121H157ZM159 120H161V122H159ZM165 120H166V122H163V121H165ZM172 120H173V122H172ZM176 120H177V121H176ZM179 120H180V121H179ZM194 120H195V121H194ZM243 120H244V121H243ZM246 120H247V121H246ZM251 120L256 121V122H253V121L251 122ZM257 120H258V122H259L260 124L257 122ZM91 121H93V120H91ZM140 121H144L145 123L143 122V125L141 126L142 123H141ZM146 121H148V124H146V123H147ZM150 121H151V122H150ZM156 121H157V124H156ZM196 121H197L199 124H198ZM200 121H201L202 123H201ZM206 121H207V122H206ZM210 121H211V120H210ZM210 121H209V123L212 124V122H210ZM220 121H221V122H220ZM224 121H226V124H228L227 127H226V124H224V123H225ZM102 122H104V121H102ZM117 122H118V121H117ZM117 122L115 121V123H117ZM129 122H130V124H127V123H129ZM135 122H136V123H135ZM152 122H153V123H152ZM179 122H181V123H179ZM187 122H188V124H187ZM204 122H205V123H204ZM261 122H262V123H261ZM99 123H100V124H99ZM106 123L108 124V122H106ZM106 123H105V124H106ZM166 123H167V124H166ZM171 123H172V124H171ZM190 123H191V124H190ZM206 123H207V125H205ZM217 123H218V124H217ZM219 123H221L222 125H221V124L219 125ZM229 123H230V121H229ZM252 123H253V126H252V125H249V124H252ZM254 123H255V125H254ZM97 124H99V125L96 126ZM107 124H106L105 126L108 128L109 125L107 126ZM132 124H133V125H132ZM144 124H145L146 126H145ZM150 124H152V125H150ZM154 124H155V125H154ZM160 124H161V125H160ZM168 124H169V125H168ZM192 124H193V125H192ZM195 124H196V126H195ZM237 124H238V125H237ZM247 124H248V125H247ZM257 124H258V125H257ZM261 124H262V126H263V129H262ZM136 125H137V126H136ZM149 125H150V128H149ZM157 125H158L159 127H158ZM166 125H167L168 127H167ZM173 125H174V126H173ZM190 125H191L192 127H191ZM198 125H199V126H198ZM204 125H205V126H204ZM214 125H216V126H214ZM223 125L225 126L224 130H223V127H222ZM113 126H116V125L113 124ZM144 126H145L146 128H145ZM161 126H163V127H161ZM187 126H188V127H187ZM189 126H190V128H189ZM197 126H198V127H197ZM200 126H201V129H200ZM203 126H204V127H203ZM210 126H211V127H210ZM213 126H214V127H213ZM217 126H218L219 128H217ZM256 126H258L257 128L260 129V130H258V129L256 128ZM138 127H139V128H138ZM147 127H148V128H147ZM152 127H153L154 129H153ZM155 127H158V128H157L158 130H157V129L155 130ZM172 127H173V128H172ZM196 127L198 128V130H197ZM206 127H207V128H206ZM208 127H210V129H209ZM212 127H213V128H212ZM220 127H221L222 129H221ZM235 127H236V128H235ZM245 127H246V128H245ZM251 127H252V128H251ZM253 127H255V128H253ZM99 128H100V127H99ZM99 128H98V129H99ZM114 128H116V127H114ZM121 128H122V127H121ZM141 128H142V129H141ZM163 128H164L166 131H167V129H168V131H167L168 133H167ZM188 128H189V129H188ZM205 128H206V130H205ZM211 128H212V129L216 128V129H214V130H215V131H214V130H211ZM226 128H229V129H226ZM96 129H97V128H96ZM127 129H128V130H127ZM133 129H134L135 131H134ZM139 129H140V131H139ZM146 129H148V130H147L148 132H146ZM159 129H160V130H159ZM162 129H163V132H162ZM191 129H190V130H191ZM207 129H208V130H207ZM225 129H226V130H225ZM241 129H242L244 132H243ZM244 129H245V130H244ZM246 129H247V130H246ZM256 129H257V130H256ZM136 130H137V131H136ZM141 130H143V132L145 131V133H144V137H143V139L138 140V138H139V134H140V136H143V135H141V132H142ZM152 130H153V133H152ZM190 130H189V131H190ZM220 130H222V131H220ZM254 130H255V131H254ZM262 130H263V131H262ZM92 131H93V132H92ZM99 131H100V132H99ZM127 131H132V133L130 132L131 136H126V135H130V134H128ZM133 131H134V133H133ZM149 131H150L151 133H150ZM154 131H155V132H154ZM158 131H159V132H158ZM164 131H165L166 134L164 133ZM169 131H170V132H169ZM199 131H200V132H199ZM206 131H207V134H208V135L206 134ZM212 131H213L214 134H213V133L211 134ZM219 131H220V132H219ZM224 131H225V132H224ZM240 131H241V132H240ZM251 131H252V132H251ZM91 132L94 133L95 135L93 134V135H94V136H93V135L91 134ZM135 132H136V133H135ZM143 132H142V134H143ZM156 132H157V133H156ZM194 132H193V133H194ZM208 132H210V133H208ZM223 132H224V133H223ZM238 132H240V133H242V134H240V133H238ZM253 132H254V133H253ZM126 133H127V134H126ZM147 133H148L149 135H148ZM154 133H155V134H154ZM160 133H164V134H160ZM174 133H173V134H174ZM201 133H202V134H201ZM225 133H226V134H230V135H229L230 137H227L228 140L226 139V141H225V139H222V138H221V141L217 140V134H218V135L220 134L219 137H220V136H222V137H223V136H225V137L228 136V135H225ZM236 133L239 134V135H235ZM245 133H249V134L246 135ZM255 133H256V134H255ZM135 134H136V135H135ZM151 134L156 138V140H155V138H153V136H152ZM167 134H168V136H166ZM199 134H200V135H199ZM205 134H206V135H205ZM210 134H211V135H210ZM221 134H222V135H221ZM250 134H251V135H250ZM254 134H255V135H254ZM260 134H262V135L260 136ZM89 135H90V136H89ZM91 135H92V137H91ZM132 135H134V136H132ZM146 135H148L147 137L149 138V139H147V140L149 141V142H148V146H149L150 142H152L153 140H155V142H156V143L152 144V143L154 142V141H153V142L150 144V145H152V146L149 147V149H151V150L147 149V152H145V151H146V147H145V150L143 149V148H144L143 143H145V139L147 138ZM158 135H159V137H158ZM161 135H162V136H161ZM213 135H214V136H213ZM232 135H233V137H231ZM242 135H243V137H241ZM95 136H96V138H93V137H95ZM118 136H119V137H123V136H125V139H126V138H127V139H126V140L123 139L124 137L119 139ZM206 136H207V137H206ZM208 136H210V137H208ZM211 136H212V138H211ZM236 136H238V138H239L238 140H237V137H236ZM249 136H250L251 138H249ZM128 137H129V139H128ZM134 137H135V138H134ZM136 137H137V138H136ZM157 137H158V138H157ZM160 137H161V138H160ZM197 137H198V138H197ZM199 137H201V138H199ZM240 137H241V139L244 140V141H242V140L240 139ZM261 137H262V138H261ZM92 138H93V142L95 143L94 146H93V142H90V141L92 140ZM97 138H101V139H98V140H97V141L102 140L101 142H103V143H102L101 145H99L101 142H98V143L96 144L97 141H95V140H96ZM130 138H131V139H130ZM151 138H152V140H151ZM163 138H164V140H163ZM207 138H210V139H207ZM223 138H224V137H223ZM230 138H231L232 140H231ZM233 138H234V139H233ZM90 139H91V140H90ZM94 139H95V140H94ZM118 139H119V140H118ZM203 139H204V140H207V141H204ZM211 139L214 141V143H215L216 145H217V144H218V145L216 146L214 143H211V141H212ZM255 139H257V140H255ZM117 140H118V141H117ZM122 140H123V141H122ZM124 140H125V141H124ZM127 140H129V141H127ZM142 140H143V141H142ZM208 140H209V141H208ZM216 140H217V143H216ZM223 140H224V141H223ZM249 140H250V142L252 141V143H250ZM120 141H121V142H120ZM132 141H134V144H135V145L137 144L136 147H135V145L133 144ZM137 141H138V142H137ZM158 141L161 143V145H160V143H158ZM161 141H162V142H161ZM197 141H198V142H197ZM200 141H201V142H200ZM213 141H212V142H213ZM231 141H233L234 145L232 144ZM238 141H239V142H238ZM260 141H261V142H260ZM89 142H90V143H89ZM128 142H129V143H128ZM135 142H136V143H135ZM141 142H143V143H141ZM167 142H168V140H167ZM196 142H197V143H196ZM207 142H208V143H207ZM209 142H210V143H209ZM223 142H224V143L226 142L227 144H224ZM236 142H237V143H236ZM243 142L245 143V144H244L245 146L243 145ZM84 143H81V147H83V146L86 147ZM88 143H89V144H88ZM110 143H113V144H111V147H112V145H113V148H112V149H111V147H110ZM114 143H115V144H114ZM116 143H117V144H116ZM126 143H127V144H126ZM130 143H132V144H131L132 147L130 146ZM201 143H202V144H201ZM206 143H207V144H206ZM238 143H239V144H238ZM240 143H241V144H240ZM247 143H249V148H250V147L253 148V149H251V151H253V150H254V147H255V150L253 151V153H251L250 149L248 148V144H247ZM261 143H262V144H261ZM83 144H84V145H83ZM103 144H105V145H103ZM166 144H167V145H166ZM173 144H174V143H173ZM203 144H204V145H203ZM251 144H252V146H250ZM260 144L262 145L263 148L261 147ZM82 145H83V146H82ZM96 145L101 146L100 148H103V146H104V148H105V147H106V148H109V147H110L109 149H111L113 152H112L111 154L108 153V152H109V149H106V150H108V152H105V153H106V154H105V157H108V156H109V158H107L108 161H106V159L104 160L103 155H102L104 152L102 153V150H101V149H100L101 151H99V152L102 153V154H100V158H101V155H102V158H101V159L99 158V155H98L99 152H98V154L95 156V153H94L93 150H95V148L97 147ZM102 145H103V146H102ZM106 145H108V146H106ZM118 145H119V146H118ZM120 145H121V146H120ZM127 145H128V146H127ZM133 145H134V146H133ZM141 145H142V146H141ZM154 145H156V146H154ZM189 145H190V146H189ZM192 145H193V146H192ZM221 145H222V146L224 145V147H222ZM226 145H227V146H226ZM232 145H233V146H232ZM235 145H236L237 148L235 147ZM237 145H238V146H237ZM99 146H98V150H99ZM115 146H116V147H115ZM129 146H130V148H129ZM157 146H158V147H157ZM163 146H164V148H163ZM207 146H208L209 148H207ZM229 146H230V148H229ZM239 146L242 147L241 150H242L243 152L245 151V154L240 150V147H239ZM246 146H247V147H246ZM84 147H83V148H84ZM117 147H118V148H117ZM120 147H121V148H120ZM122 147H123V148H122ZM124 147H125V148H124ZM134 147H135V148H134ZM139 147H140V148H139ZM152 147H153V148H152ZM159 147H160V148H159ZM173 147H174V145H173ZM173 147H172V149L174 150ZM194 147H196V148H194ZM198 147H199V149H198ZM212 147H213V148L215 147L214 149H216V147H217L216 151H214V149H213ZM218 147H219V148H218ZM243 147H244V148H243ZM258 147H259V148H258ZM119 148H120L122 151H121ZM126 148H128V150H127ZM136 148H137V149H136ZM154 148H155V149H154ZM161 148H162V149H161ZM201 148H202L205 152H204ZM210 148H212V151H211ZM227 148H228V149H227ZM238 148H239V149H238ZM247 148H248V149H247ZM114 149H115V150H114ZM125 149H126L127 151H126ZM131 149H132V150H131ZM133 149H134V150H133ZM139 149H140V150H139ZM175 149H176V146H175ZM182 149H183V148H182ZM182 149H181V150H182ZM195 149H197V150H195ZM205 149H206V150L209 149V150L206 152ZM220 149L223 150V151H221ZM226 149H227L228 151H227ZM235 149H236V150H235ZM237 149H238V150H237ZM259 149L261 150V152H260ZM111 150H110V151H111ZM116 150H117V151H116ZM124 150H125V152H124ZM130 150H131V151H130ZM137 150H138V151H137ZM154 150H155V152H154ZM181 150H177V149H176V152H177V151H180V152H181ZM246 150H249V151L246 152ZM118 151H119V153L121 152V153H120V154H121V157H120V154H119V155H118V158H117V157L114 158V156H117L116 153L118 154ZM128 151H129V152H128ZM139 151H140V152H139ZM148 151H150L151 153H150V152L148 153ZM161 151H163V152H161ZM168 151H167V152H168ZM182 151H184V150H182ZM201 151H202V152H201ZM209 151H210V152H209ZM224 151H225V152H224ZM238 151H239L240 153H239ZM256 151H257V152H256ZM91 152H93L94 155H93ZM95 152H97V149H96ZM122 152H124V153H122ZM134 152H135V153H134ZM152 152H153L154 154H152ZM170 152H173V151L171 150ZM174 152H175V150H174ZM187 152H184V153L182 152V155L184 154V157H186L185 159H187V158L189 159V158H190V157L188 156L189 153L187 154ZM196 152H195V153H196ZM217 152H218V154H217ZM219 152H220V153H219ZM221 152H222L223 154H222ZM227 152H228V153L230 152V154H228ZM231 152H232V153H231ZM248 152H250V153H249L250 155L248 154ZM258 152H259V153H258ZM90 153H91L92 156H93V160H91V159H92V158H91L92 156L89 157ZM107 153H108V154H107ZM113 153H114V154H113ZM133 153H134V154H133ZM136 153H137V154H136ZM138 153H139V154H138ZM146 153H147V154H146ZM178 153H179V152H178ZM185 153H186V154H185ZM203 153H204V154H203ZM207 153H209L208 155H210V157L207 156V155H205V154H207ZM224 153H225V154H224ZM226 153H227V154H226ZM109 154H110V155H109ZM142 154H143V155H142ZM145 154H146V155H145ZM211 154H212V155H211ZM214 154H215V155H214ZM232 154H233L234 156H233ZM239 154H240L241 156H239ZM258 154H259V155H258ZM55 155H57V154H55ZM106 155H107V156H106ZM111 155H112V157H110ZM129 155H130V156H129ZM132 155H133V156H132ZM177 155H178V154L176 153V156H177ZM180 155H181V154H179V157H181ZM185 155H186V156H185ZM204 155H205V156H204ZM213 155H214V158H213ZM242 155H243L244 157H243ZM254 155H255L256 157H254ZM257 155H258V156H257ZM83 156H85V155H82L81 157H83ZM94 156H95V157H94ZM124 156H125V157H124ZM134 156H135V158H134ZM190 156H191V154H190ZM215 156H216V157H215ZM222 156H223V157H222ZM245 156H246V158H245ZM247 156H248V157H247ZM261 156H262V157H261ZM55 157H56V156H55ZM81 157H80V159H81ZM128 157H129V158H128ZM130 157H131V158H130ZM132 157H133V158H132ZM136 157H137V158H136ZM138 157H139V158H138ZM150 157H151V158H150ZM179 157H178L177 159H180ZM182 157H183V156H182ZM182 157H181V158H182ZM192 157H193V155H192ZM192 157H191V158H192ZM229 157H232V158H229ZM236 157H238V159H237ZM240 157H241V159H240ZM249 157H251V158L253 157V158L251 159V158H249ZM257 157H260V158L258 159ZM56 158H58V157H56ZM88 158H89V159H88ZM97 158H98V159H97ZM120 158H121V159H120ZM154 158H153V162H155ZM210 158H212L213 161H212ZM220 158H221V159H220ZM235 158H236V159H235ZM242 158H243V159H242ZM247 158H248V159H247ZM256 158H257V159H256ZM262 158H263V159H262ZM99 159H100V160H99ZM102 159H103V160H102ZM111 159H112V160H111ZM114 159H115V160L117 159V160L115 161ZM127 159H128V160H127ZM132 159H133V161H132ZM137 159H138V160H137ZM155 159H156V158H155ZM216 159H218V160H216ZM224 159H226V158H224ZM232 159H233V160H232ZM239 159H240V160H239ZM261 159H262V160H261ZM89 160H91V161H89ZM101 160L104 162V163H102V164H104L103 167H102V164L100 163ZM113 160H114V162H113ZM129 160H130L131 162H130ZM134 160H137V162L134 161ZM157 160H158V158H157ZM180 160H182V159H180ZM215 160H216V161H215ZM250 160H251V161H250ZM258 160H259V161H258ZM102 161H101V162H102ZM105 161H106V162H105ZM109 161H112V162L110 163ZM123 161H124V162H123ZM138 161H139V164H137ZM140 161H141V162H140ZM148 161H149V160H148ZM233 161H234V162H233ZM260 161H262L263 163L261 164ZM95 162H96V163H95ZM122 162H123L124 164L121 166ZM128 162H129V163H128ZM133 162H134V163H133ZM146 162H147V161H146ZM156 162H157V161H156ZM160 162H161V161H160ZM160 162H159V164H157V166H160V167H161V165H162L163 163H160ZM214 162H215V163H218V164H216V165L214 166V164H215ZM249 162H250V163H249ZM253 162H255V163H253ZM259 162H260V163H259ZM112 163H113V164H112ZM116 163H117V162H116ZM157 163H158V162H157ZM211 163H212V164H211ZM243 163H244V166H243ZM248 163H249V164H248ZM258 163H259V164H258ZM111 164H112V165H111ZM128 164H129V165H128ZM141 164H142V163H141ZM141 164H140V165H141ZM146 164H147V163H146ZM160 164H161V165H160ZM252 164H253V165H252ZM255 164H256V165H255ZM260 164H261V167H260ZM98 165H100L102 168H101L100 166H98ZM148 165H149V163H148ZM245 165H247V166L250 165V166H248L250 169H249L247 166H245ZM251 165H252V166H251ZM257 165H258L259 167H257ZM120 166H121V167H120ZM129 166H131V167H129ZM132 166H133V167H132ZM134 166H135V167H134ZM155 166H156V165H154L153 167H155ZM157 166L155 167V169L157 168ZM240 166H243V169H242V167H240ZM85 167H86V169H85ZM98 167H100V169H98ZM244 167H245V168H244ZM246 167H247V170H245ZM136 168H138V167H136ZM158 168H159V167H158ZM158 168H157V169H158ZM258 168H260V169H258ZM262 168H263V169H262ZM87 169H88V170H87ZM90 169H91V170H90ZM126 169H127V170H126ZM157 169H156V170H157ZM159 169H160V168H159ZM219 169H220V168H219ZM252 169H253V170H252ZM257 169H258V170H257ZM233 170H235V171L237 170V172H238V171H241V172H239V173H240V174H239V173H235V171H233ZM248 170H249V171H248ZM260 170H262V171H260ZM86 171H90V172L87 173ZM120 171H121V170L119 169L118 172H120ZM250 171H251V172H250ZM255 171H256V174H257V175L254 173ZM259 171H260V173L263 172V173H262V176H261V174L259 173ZM225 172H227V171H225ZM248 172H249V173H248ZM102 173H103V172H102ZM219 173L221 174V176H223V179L225 178V179H224L225 181L222 180L221 176H218V175H220ZM242 173H243V174H242ZM245 173H248V175L245 174ZM258 173L260 174V176H259ZM225 174H226V176H225ZM227 174H228V176H229V175H230V176L228 177ZM234 174H235V176H237L236 178H235V176H231V175H234ZM244 174H245V175H244ZM250 174H251L252 176H251ZM253 174H254V177H253ZM102 176H103V177H102ZM215 176L218 177V178H216ZM238 176H239V177H238ZM243 176H245V177H243ZM255 176H256V177L258 176V177H257L258 179H257ZM84 177H82V179H83ZM96 177H98V175H97ZM209 177H210V176H209ZM227 177H228L231 181H230ZM248 177H249V178H248ZM262 177H263V178H262ZM31 178L33 179V177H31ZM90 178H92V180H91ZM104 178H105V179H104ZM238 178L240 179V181L238 180ZM243 178H244V179H243ZM255 178H256V179H255ZM32 179H30V180H32ZM82 179H81V180H82ZM219 179H220V180H219ZM247 179H248V180H247ZM30 180L28 179V181H29V182H28L29 186H33V185H35V181H30ZM33 180H34V179H33ZM226 180H227V181H226ZM234 180H235V181L237 180V181L235 182ZM241 180H242V181H241ZM243 180H244V181H243ZM26 181H27V180H26ZM82 181L85 182V180H82ZM82 181H81V182H82ZM105 181H106V182H105ZM111 181H112V180H111ZM214 181H215V182H214ZM217 181H218L219 183H218ZM247 181H248V182H247ZM254 181H255V182H254ZM259 181H260L261 183H259ZM30 182H31V183H30ZM32 182H34L33 185H31ZM79 182H80V181H79ZM81 182H80V183H81ZM84 182L81 183V184L84 185V184H85ZM86 182H87V180H86ZM107 182H108V183H107ZM122 182L124 183V181L122 180V181L120 182L119 185L117 184L118 186H115V185H116V182H115V185H113V186L117 187L118 189H117V188H112V185H111V184L114 183V182H111V184L109 183V187H110V185H111V188L107 187L106 184H103V185H105V187L108 188V189L105 188L106 190H104V186H103V189L100 188V187H102L101 185L98 186V187L101 189L100 191H102V193L99 192V191H97V190H99V188L97 187L98 189L96 190V192H97L98 194H97L96 192H95V193H96L99 197L103 198L102 196H100V195H102V194L104 193L103 191H106L107 194L109 193L108 196H107V200H106V198H105L106 201H105L104 199H101V198L99 199V201H100V203H101V206H99L100 203H99L98 201H97L98 203H96V200H98V196H97L95 193H94V194H95V196H97V198H95V201H94V199L91 200V197H90L91 194H92V195H91L92 198L94 197V194L91 193V190H89V189H83V190L86 192L85 194H89V193H90L89 196H88V195H86V196L91 200V202H89L90 200H87L88 198H87L86 196H85V197H82V196H81V198H85V200L88 201V202L86 201L85 204H86V206H87L86 209H87V211L89 212V215H88V214H85V213L87 212V211H85V209H83L84 211H83L82 209H78V210H82V212H85V213H82V212L80 211L81 214L79 213V215H77V216H80V215L82 216V214H83V216H84V214H85V215H88V216H84V218H82L81 220L87 219L88 221H91L94 217L96 218V216H94L93 214L96 215L97 212L94 213L93 211L96 210V209L98 208V210H96V211H98L99 213H101V214H100V215H102L101 218L104 217L103 219H105V217H106V219H107V216H108L111 212L114 211L113 213H114L116 216L113 215V214H110V215L108 216V218H109L110 216H111V219H112V216H113V217H117V218H119V221H118V223L120 222L119 224H121V223L124 221L123 218H125L126 220H127V219L130 220V221H128V220H127V221L131 224L133 230L135 229L134 227H136V229H135L134 231H135L136 233H138V235H139V237H140V238H139V242H140V239H141V242L143 243L142 245H140V246H141L140 249H141L143 252H142L141 250H140V252H142V254H143V253H146V255H148V253L150 252L149 249L151 248V244H150V241H151V239H150V238H151V237H150V235H151V234H150V231H151V230H149V228L151 229V227L149 226V225H150V222H149L150 219L148 220L147 215H149V212L151 211V210H150L151 208H150V209L148 208L149 210L145 208L144 211L148 210V211H146V212L148 213V214H147L146 212H143V209H144L143 207H142L143 209L141 208V210H140V208L138 207V209L140 210V212L142 211V212L144 213V215H145V213L147 214L146 217L144 216V218H143V220H146V219H147V221H143L144 223L142 222V223H143V224H142V223H141L142 220H140V223L138 222L139 225L137 224V226H136V225H135V221H136V219H137V221H139V219H142L143 216L141 217L140 212L138 213L139 215H136L137 213H135V212H137V210H135V212H133V211H134L133 208H134V209H135V208L137 209L136 206H135V207L132 206L133 208L130 209V210H133V211H132L133 214L135 213V215H134V216H135V220H134V218L131 217V216L133 215L132 212H131L130 210H128V213H127V209L125 210V206L128 205L126 208L129 209V208H130V207H129L130 204H127V202H124V201H125V198L127 199V198L129 197V196H127V193L124 194V190H125V189H122V188H121L122 190L119 189L120 187H122L121 185H123ZM201 182H204V181H202V179H201ZM213 182H214V183H213ZM222 182H223V183H222ZM224 182H225V184H224ZM228 182H229V183H228ZM233 182H234L235 184H234ZM242 182H243V184H242ZM244 182H245V183H244ZM257 182H258V184H257ZM262 182H263V183H262ZM132 183H133V182H131L130 185H132ZM207 183H209L210 185L207 184ZM215 183H218V184H215ZM236 183L238 184V186H237ZM239 183H241V184H239ZM255 183H256V184H255ZM81 184H80V185H81ZM92 184H93L95 187H94ZM134 184H137V182L135 183V181H134L133 185L131 186L132 188H133V186H134V187H138V185L135 186ZM212 184H213V186H211ZM220 184H222V185H220ZM233 184H234V185H233ZM244 184H245V185H244ZM247 184H248V185H247ZM249 184H250V185H249ZM261 184H262V186H261ZM205 185H207V186H205ZM219 185H220V186H219ZM235 185L237 186L238 189L236 188ZM239 185H240V186H239ZM241 185H242L243 187H242ZM84 186H85V185H84ZM84 186H83V188H85ZM87 186H88V187H87ZM119 186H120V187H119ZM204 186H205V187H204ZM210 186H211V188H210ZM216 186H218V187H216ZM224 186H225V187H224ZM227 186H229L230 188H231L232 186H234V187H232L233 190L230 189V188L227 187ZM244 186H247V190H246V187H244ZM249 186H250V187H249ZM252 186H253L254 188H253ZM260 186H261V187H260ZM207 187L210 188V190H212V191L208 190ZM214 187H216L215 190H213ZM257 187H258V188H257ZM93 188H94V189H93ZM123 188H124V187H123ZM212 188H213V189H212ZM219 188H220V189H219ZM225 188H226V189H225ZM227 188L230 189V191H229ZM239 188H240V189H239ZM251 188L253 189V191H251V190H252ZM260 188H261V189H260ZM262 188H263V189H262ZM109 189H110V192H109ZM112 189H114V190H112ZM135 189H136V188H135ZM135 189H130V188H129V192H132V191L135 192V191H136L137 189H139V188H137L136 190H135ZM204 189H205V191L208 192V193L205 194V192H203ZM206 189H207L208 191H207ZM222 189H223L224 191H223ZM243 189L245 190V193H246V194L243 193V192H244ZM258 189H260V190H258ZM87 190H89L90 192L88 191V192H89V193H88ZM111 190H112V191H115L116 193H115V192H112ZM120 190H121V191H120ZM217 190H218V193H219V194L217 193ZM225 190H226V191H225ZM231 190H232V192H231ZM240 190H241V191H240ZM242 190H243V191H242ZM256 190H258V191H256ZM119 191H120V192H119ZM122 191H123V193H121ZM139 191H140V193H143V194L145 193V192H142L141 190H137V192L133 193V195H136V197H137V196L140 197V195H142V194H139ZM227 191H228V192H227ZM254 191H255V192H254ZM259 191H260V193H259ZM125 192H126V191H125ZM201 192H202V193H201ZM209 192H210V193H209ZM99 193H100V194H99ZM117 193H118V194H117ZM120 193L123 194V195H121ZM211 193L213 194V196H212ZM241 193H242V194H241ZM248 193H251V194L248 195ZM111 194H112V195H111ZM114 194H115V195L117 194V195L115 196ZM119 194H120V195H119ZM138 194H139V195H138ZM209 194H211V195H209ZM214 194H215V196H214ZM104 195L106 196V193H104L103 196H104ZM110 195H111V196H110ZM118 195H119V196H118ZM125 195H126V196H125ZM205 195H206V196L209 195L210 197L212 196V198H210L209 196L206 197ZM225 195H226V194H225ZM240 195H239V197H240ZM105 196H104V197H105ZM117 196H118V197H117ZM260 196H258V199H255L256 201L253 200L251 203H250V201H249L250 206H252V203H254V202H255V203H254L255 205H256V203H257L256 207H257V206L264 205V198H262V197L260 198ZM114 197H115V198H114ZM141 197H142V196H141ZM205 197H206L207 199H206ZM116 198H117V199H116ZM120 198H121V199H120ZM123 198H124V199H123ZM241 198H242V197H241ZM245 198H246V197H245ZM128 199H130V198H128ZM200 199H202V198H200ZM209 199H208V200H209ZM259 199H261V202L263 201L262 204H260V203L258 202V201H260ZM80 200H81V201H80L81 204H82V203L84 204V201H83L84 199H83V200L80 199ZM101 200H104V203L106 202L105 204H106V206H107V208H108L107 210H109V211L112 210L111 212L108 213V211L104 208V205H105V204L102 205V204H103V203H102L103 201H101ZM110 200H111V201H110ZM115 200H116V201H115ZM121 200H122V201H121ZM238 200H239V198H238ZM82 201H83V202H82ZM113 201L116 202V204H115L116 206H114V204H112ZM119 201H121V202H119ZM126 201H128V200H126ZM94 202L96 203V206H95V203H94ZM239 202H241V200H239ZM87 203H90V204L87 205ZM91 203H92V204H91ZM107 203H109L110 206H111V205L114 206V209H113L112 207H109ZM118 203H119V205H118ZM120 203H121V204L123 203V204H122L123 206L120 205ZM249 203H248V204H249ZM81 204H80V206H81ZM83 204H82V205H83ZM97 204H98V205H97ZM124 204H127V205H124ZM254 204H253V205H254ZM259 204H260V205H259ZM90 205H91V206L94 205V206H92V207H95V208H96V209L93 208L94 210H93L92 212L88 210L89 207H90ZM255 205H254V207H255ZM88 206H89V207H88ZM98 206L101 207V208L103 207L102 209H103V210L105 209V210H104V211L102 210L103 212H101V211L99 210V209H101V208H99ZM117 206H118V207H117ZM70 207H71V206L68 205V208H67L68 211H69V210H70V211L73 210V209H71ZM81 207H85V206H81ZM92 207H91V208H92ZM123 207H124V208H123ZM252 207H253V206H252ZM69 208H70V209H69ZM91 208H90V209H91ZM116 208H119V209L116 210ZM120 208H121V209H120ZM122 208H123V210H122ZM223 209H224V208H223ZM226 209H227V208H226ZM67 210H66V211H67ZM75 210H76V208H74L73 211H75ZM78 210H76V211H78ZM91 210H92V209H91ZM139 210H138V211H139ZM227 210H229V209H227ZM68 211H67L66 213H65V211H64L65 216L69 215L68 217H70V216L73 217L74 214L76 215V214L78 213V212H76V211H75V213L69 211L70 214L73 213V215H70V214H67ZM105 211L107 212V215H106V214L103 215ZM90 212L92 213V215L90 214ZM106 212H105V213H106ZM129 212H130V213H129ZM151 212H152V211H151ZM102 213H103V214H102ZM119 214H120V215H119ZM123 214H124V215H123ZM126 214H127V215H126ZM128 214H129V215H128ZM141 214H142V213H141ZM75 215H74V216H75ZM142 215H143V214H142ZM151 215H152V213H150V216H148V217L151 218ZM77 216H75V217H73V218H77ZM90 216H92L93 218L90 217ZM120 216H122V217H120ZM125 216H126V217H125ZM127 216H129V217H127ZM134 216H133V217H134ZM137 216H138V218H137ZM139 216H140V217H139ZM72 217H71V219H72ZM85 217H86V218H85ZM88 217H90V219H91V218H92V219L90 220ZM98 217H100V216H98ZM130 217H131L132 219H131ZM79 218H80V217H78L77 219H79ZM117 218H116V219L113 218V220L115 219V221H112V220L109 218L110 220H109V219H108V220L111 221V223L108 222V221H106V220H103V221H104V222H105V221L107 222V223L105 222V224H110V225H111L112 222H113L112 226H113V229H114V231H115L116 224H117V228H116V230L118 229V226H120L118 223L114 224V223L118 220ZM145 218H146V219H145ZM98 219H99V223L102 222V221H100V218H98ZM98 219L96 218L95 221L97 222ZM101 220H102V219H101ZM131 220H132V221H131ZM85 221H86V220H85ZM88 221H87V222H88ZM95 221H94V222H95ZM137 221H136V223H137ZM199 221H200V222L203 221V222H202L203 225H204V224H207V226L205 225V228H206V227H209V228H206L205 231L208 230V231H207L208 234H210L209 231L212 232L214 229H215L216 231H217V228L221 229V228H220L221 226H220L219 224H218L219 226L216 228V225H211V223H208L207 221H206L207 223H206V222L204 223L205 220H202V221L199 220ZM216 221H217V220H216ZM133 222H134V223H133ZM145 222H146V223L149 222V223L146 224ZM200 222H197V224L199 223L198 225H199L201 228H200V227L197 228L198 226L196 225L195 228H194V229H195V232H196V231H197V232H200V230L203 228V227L201 226L202 224H200ZM217 222H218V221H217ZM89 223H90V222H89ZM99 223L97 222V224H99ZM125 223H126V221H125ZM101 224H104V223L102 222V223H100V225H101ZM123 224H124V222H123ZM144 224H146L147 226H144ZM208 224H210V225L212 226V229H213V230L210 229L211 226H208ZM140 225H142L143 228H142V227H139ZM104 226H106V225H104ZM122 226H123V225H122ZM122 226H120V227L122 228ZM133 226H134V227H133ZM148 226H149V227H148ZM213 226H215V227L213 228ZM114 227H115V228H114ZM121 228H120V229H121ZM145 228H146V230H145ZM196 228H197L198 230H199V229H200V230L198 231ZM120 229H118V230L120 231ZM137 229H138V230H137ZM160 229H162L161 226H160ZM160 229H158L160 233H164L163 231H166V230H164V229H165L164 227H163L162 231H160ZM194 229H191L192 233L194 232ZM263 229H264V228H263ZM122 230H123V229H121V232H122ZM140 230H141V231H140ZM143 230H144V231H143ZM215 230H214V231H215ZM261 230H262V229H261ZM139 231L142 233V235L139 234ZM142 231H143V232H142ZM145 231H146V232H145ZM203 231H204V230H201V232H203ZM219 231H220V230H218V232H219ZM259 231H260V230H259ZM116 232H117V231H116ZM187 232H189V231H187ZM195 232L193 233L194 236H195ZM197 232H196V234H197V235H196V238L194 237V238H195L194 241L197 242V240H198L197 243H199V242L203 243V241H202V240H203L202 237L204 238V234L202 233V236H201V234H200V233H197ZM207 232H205V235L207 234ZM144 233H145V234L147 233V234L145 235ZM259 233H261V231H260ZM259 233H258V236H260ZM116 234H117V233H116ZM119 234H121V233L119 232ZM122 234H123V233H122ZM122 234H121V235H122ZM143 234H144V236H143ZM149 234H150V235H149ZM198 234H200L201 239H200V238L198 239V237H200ZM261 234H262V235H261V237H259V238H261V240H262V239H264V230H262V233H261ZM142 236H143L144 238H143ZM145 236H146L147 238H146ZM188 236H189V235H188ZM197 236H198V237H197ZM262 236H263V237H262ZM123 237H124V235H123ZM124 239H125V238H124ZM142 239H143V240H142ZM145 239H147V240H145ZM149 240H150V241H149ZM192 240H193V238H192ZM192 240H191V241H192ZM199 240H201V241H199ZM124 241H125V240H124ZM144 241H145V242H144ZM194 241H192V242H194ZM263 241H264V240H263ZM124 243L126 244V241H125ZM145 243H146V244H145ZM147 243H148V244H147ZM197 243H195V244L197 245V247L195 246L196 248H198V244H197ZM201 243H199V251H201V249H202ZM144 244H145V245H144ZM262 244H264V243H262ZM127 245H128V243H127ZM127 245H126V246H127ZM202 245H203V244H202ZM254 245H256V247L253 246L254 248H253V247L251 248L252 251H250V253H248V254H250V255H248V257H247V260H249V261H247V263H248V264H259V263H263V261H264V260H263V259H264V258H263V256H264V255H263V254H264V250H263V251H261V250H262V248L264 247V245H261L262 247H257V246H259V245H257V244H254ZM147 247H148V248L150 247V248H149V249H145V248H147ZM122 248H123V245H122ZM127 248H128V247H127ZM256 248H257V249H256ZM258 248H261V250L258 249ZM253 249H254V250H253ZM263 249H264V248H263ZM123 250H124V248H123ZM146 250H148V251H146ZM259 250H260V252H263V254L261 253L262 255H261L260 253H259V255L256 253V251L259 252ZM164 251L166 252L165 255H167L170 251L168 250V252H167L166 249H164V250H161V252H160V254H159L160 257H161V255L164 256L163 258L166 257V258H165V260L167 259L166 262L168 261V263H169V262H170V258H171V262L173 263L174 260L176 261V257H177L178 259H181V261L184 262V263H185V261H186L185 264H190V261H189V260H188V261H189L188 263H187V260H185V259H188V258H186V257H187L186 255H185L186 257L183 255V257L185 258V259H184V258H183L181 255H179L178 253H176V252H174V253H173V252H170V254H168L169 258H167L168 256H165V255H164ZM197 251H198V249H197ZM197 251H196V252H197ZM199 251H198V252H199ZM147 252H148V253H147ZM162 252H163V254H162ZM175 253H176V254H175ZM180 253H181V252H180ZM251 253H252V254H251ZM254 253H255L256 255H254ZM176 255H177V256H176ZM251 255L254 256V257H252ZM173 256H175V258H174ZM249 256H250L251 258H250ZM261 256H262V257H261ZM256 257H257V258H256ZM259 257H261V258L259 259ZM172 258H173L174 260H173ZM249 258H250L251 260H250ZM254 258H255V260H256L257 262L254 260ZM262 258H263V259H262ZM168 259H169V260H168ZM178 259H177V260H178ZM182 259H183V260H182ZM189 259H190V258H189ZM257 259H259V261H258ZM172 260H173V261H172ZM253 260H254V261H253ZM262 260H263V261H262ZM260 261H262V262H260ZM178 262H180V261L178 260ZM252 262H253V263H252ZM254 262H255V263H254ZM180 263H181V262H180ZM184 263H183V264H184Z\"/></svg>", "mask_w": 264, "mask_h": 264}]
</instances>
